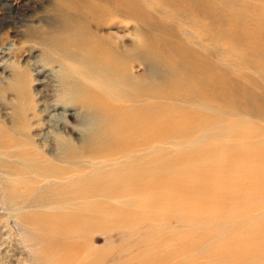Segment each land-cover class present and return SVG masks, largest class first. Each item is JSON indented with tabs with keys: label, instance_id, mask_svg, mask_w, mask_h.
<instances>
[{
	"label": "rangeland",
	"instance_id": "rangeland-1",
	"mask_svg": "<svg viewBox=\"0 0 264 264\" xmlns=\"http://www.w3.org/2000/svg\"><path fill=\"white\" fill-rule=\"evenodd\" d=\"M53 1L54 0H0V90H2L0 93L2 95L4 94V96H2L0 94V105H2V106H0V135H2V136H0V138L2 137L0 140V145H1L0 146V148H1L0 149V164L2 162V164L0 165V171L3 170V172H0V187H1L0 188V203H2V204H0V210H1L0 211V220H2V221H0V249H1V251H0V264H4V263L5 264H25V262L27 264H43V263L44 264H56V263H58V264H100V263L101 264H141V263L142 264H160V263L161 264H175V263L176 264H264V237H263L264 236L263 235L264 234V195H262V194H264V193H262V192H264V187H263L264 186V179H263L264 177H262V176H264V172L262 171L264 169V156H263L264 155V123H263L264 122V107L261 106L262 104L264 106V102H263L264 101V95L261 96V94H264V93H262V92H264V75H263L264 66L261 67V65H264V54H263L264 53V51H263V49H264V0H228L229 2L227 0H221V2H223V3L226 2L225 4H227V5H225V4L221 5L222 3L219 4L220 0H217V1L216 0H183V1L182 0H172V2H171V0H161V1H159V0H144V2H142L143 0H126L127 2H130L131 5L133 6V11L132 12L130 11L131 13H129V14L126 12L127 14H124V16L121 18V20L117 21L121 24L113 23L112 19L110 20V22L108 24L106 21L105 25H104V26H106V28L104 31L107 33H110V34L118 35L120 37V39L122 40V42L124 44V45L122 44V46H123V49H125V53L131 54V52L134 51L133 53H135L137 51L139 54H141L143 56L147 55L148 58L151 59V63H150V64H152L151 67H150V64H148V63L145 64V60L143 59V57H139L137 60L129 59V61H128L129 62L128 70H130L131 73L133 74V78L136 79L137 81L139 80L143 84H148V83L150 84V86L152 88L151 92H153V95H154L153 97L155 98V99H153V102L155 103V106H158V108H159V109H157V111H156L157 114L155 115V119L153 120L154 121L153 127H152L153 129L151 130V133H150L151 137H149V139H148V135L146 133V135H147L146 139H147V141H149V143H146L147 145L146 144L143 145L144 147L142 145L141 146L140 145L135 146V144H132V145H130V144L124 145L123 144L126 148L123 147V148H121L120 151L113 152V153H112V151H110V152H108L109 153L108 154L106 152H103V150L98 149V147L95 148L94 146H91L90 144L87 145V144L91 143L89 137L91 136V133L94 130H97L99 128L111 130L114 126L112 123H110L108 125L109 128H107L105 122H102L100 119H97L95 117L85 116L84 114H81L80 110H78L77 108H72V109H69L66 111L62 110L61 108L49 109L46 111L47 113L44 114V115H46L45 117H43L45 120L42 117L40 118V116L35 117V119L32 120L33 121L32 124L34 125V128L31 130V134H32L31 136H32L34 143L38 146L37 148L42 150L44 153H46V156L47 155L49 156L51 153H52L51 155H55L58 152H60V150H61L60 144L56 142V137H60L64 140L66 139L70 142L75 143V145H77L78 150H80L79 151V153H80L79 159H81V161L76 163V164L58 163L57 161H51L50 159H49L50 161H48V163H47L46 160L44 161V158L46 156L43 157L40 155H39V157H41V159H39L38 155L35 152L32 153V150L30 148H28L27 146H24L22 144V142L17 143V140L15 138H13V135H11V133L7 129L8 124H9L8 122H10V120H11V117H10L12 115L11 109L16 104L15 98L17 95L14 92V88H16L15 84H13V87L11 86L12 78H13V72L15 71V69L18 65H21V63L24 64V63L29 62V64H30L29 67H32L31 71L29 70V68L27 71L29 74V78H30L29 83L31 84L32 81H34L33 82L34 84L32 83L30 86V91L32 93H36L37 91H42V95L41 96H40V94L36 95L37 97H34V100L32 101L31 105H33L32 107L34 108L33 112L34 111L39 112L40 110H43L45 107V101H48V103H51V104L54 103L55 96H54L52 88L55 87L53 85H56V83H55V79L52 75L53 71H51L48 67H44L43 63L40 60H38V58H42V55H41L42 50L40 51L39 48L35 47V49H33L31 51V53H28L27 51H25L26 48H29L31 45L37 44L36 43L37 41L35 40V38H33L31 36V32H29L32 30V28L38 29L41 32L48 31L49 27L52 25H53L52 27L56 26V28H57L58 24L53 23L56 21V19L54 17H52L51 14L48 12V8L51 7L52 4H54ZM139 2L141 3V5H143V8ZM189 4H192L191 5L192 7ZM258 4L262 5V6H259ZM187 5H189V6H187ZM229 5H230V7H229ZM225 6H227V7H225ZM231 6H233V7H231ZM254 6H256V8H254ZM138 7L140 10L138 9ZM183 8H186L187 10H190L191 12L187 11L186 9H183ZM211 8L214 10H212ZM226 8H227V10H226ZM136 9H138L140 11V15H138L139 11ZM175 10L177 13L175 12ZM211 10L213 11V13ZM244 10H246L248 12H246ZM209 11H210V13H209ZM188 12L191 14H189ZM195 13H197L198 15H196ZM204 13H206V14H204ZM234 13H236V14H234ZM189 15H191V16H189ZM236 15L238 17L240 16L239 18H241V19H239ZM254 15H256V16H254ZM152 16H154V17H152ZM241 16H243V18ZM187 17H190V19L187 20L186 19ZM191 17H193L195 19L192 20ZM208 17L211 19L208 20L209 19ZM250 17H251V19H249ZM254 17H255V20H254ZM216 18H218V19L220 18L219 19L220 22H216V21H218V19H216ZM59 19L60 18H58V22L61 23V21ZM133 19H134V21H133ZM212 19H213V21H211ZM128 20L129 21L131 20V22L127 23ZM147 20H148V23H147ZM155 20L157 21V23H155L156 22ZM238 20H240L242 23L239 22ZM201 21H203V22H201ZM233 21L236 22V25H234ZM246 21H248V22H246ZM124 22H125V24H124ZM193 22H195V23H193ZM151 23L154 24V27H153V24H151ZM190 23H192V24H190ZM205 23H207V24H205ZM251 23H252V25H251ZM145 24L147 26H145ZM156 24L157 25L161 24V26H157ZM164 25H166V26H164ZM189 25H190V27H189ZM197 26L198 27L200 26V28H196ZM132 27H134V28L137 27L136 30L137 31L139 30L138 32L140 33V35H139L140 38L138 36L139 33ZM143 27L146 30L145 29L143 30ZM175 27H177L178 29H176ZM210 27H212V28H210ZM229 27L231 28L230 30L228 29ZM245 27L248 28V31H249L248 33H246L247 29ZM154 28H159V29H156V31H155ZM206 28L209 30H207ZM255 28H256V30H255ZM174 29H175V32H174ZM215 29H217L218 31ZM157 30H159V31H157ZM163 30H164V32H163ZM236 30H238V31H236ZM131 31H132V35H131ZM133 31L135 32V34L136 33H138V34L134 35ZM145 31L146 32L149 31L150 34L148 33V35H146L147 33ZM260 31H261V34H260ZM212 32H214V33L212 34ZM226 32H228V33H226ZM27 33L29 36L26 35ZM141 33H143V34L141 35ZM219 33H221L222 35ZM157 35H158V38H157ZM215 35H216V37H218V36H220V37L216 38V37H214ZM231 35H232V37H231ZM241 35H243V36H241ZM251 35H255V36H251ZM145 36H146V39L151 36V39H150L151 41L149 42V40L147 39L144 43ZM147 36H149V37H147ZM152 36H154V37L152 38ZM185 36H186V38H185ZM237 36L239 37L238 39H236ZM134 37H136V38H134ZM161 37H162V39H161ZM253 37H255V39H258V38L259 39L256 41ZM223 38H224V40H226V38H228V39H227V41H224ZM138 39H140V40L138 41ZM167 39H169V40H167ZM155 40L156 41L158 40L159 42L157 41L155 43ZM229 40H230V42H229ZM245 40L247 42H245ZM140 41H142L141 45L139 44ZM146 42H148V43L146 44ZM181 42H183V43H181ZM178 43H180V44H178ZM23 44H25V46H23ZM175 44H177V45H175ZM219 44H220V46H219ZM202 45H204V46H202ZM237 45H238V47L236 48ZM129 46H131V48L133 47V49H131ZM157 46L159 48L158 53H157ZM162 46L165 48L162 49ZM174 46L175 47L177 46V47L174 48ZM206 46H208V47H206ZM128 47H129V49H128ZM242 47H243V49H242ZM245 47H247V48H245ZM259 47H261V48H259ZM134 48H137L136 51ZM154 48H156V51ZM239 48H241V49H239ZM205 49H206V51H205ZM211 49H212V51H211ZM234 49H235V51H234ZM238 49H239V51H238ZM249 49H250V52L254 53L253 56L249 55V54H251L248 52ZM138 50H141V52ZM151 51L156 52V53H152ZM242 51H243V53H242ZM201 53H203V55H202L203 57L200 55ZM209 53L210 54L213 53L212 54L213 56L210 55ZM245 53H247V54H245ZM239 54H242V55L239 56ZM156 55H158L159 57ZM163 55L165 58L161 57ZM155 56H156V58H155ZM172 56H175L177 59L174 57L172 58ZM160 57L162 58V60ZM250 57H252V58H250ZM240 58H242V59L240 60ZM246 58H248V59H246ZM259 59L261 61H259ZM246 60L250 61V62H248L250 64L254 63L252 65H255V66L249 65L246 62ZM191 61H193V62L195 61V62L193 63ZM32 62L35 64L32 65ZM162 62L165 64H163ZM237 62H239V63H237ZM228 63H231V64H228ZM40 65H42V66H40ZM216 65H217V67H216ZM241 65L243 66V69H242ZM173 66H175V67H173ZM191 66H193L194 68ZM246 68H249V69L247 70ZM33 69H36L37 71H39L38 74H37V71H34ZM55 70H58V68L56 67ZM186 70H187V72H185ZM199 73H201L202 76ZM260 73H261V75H260ZM151 74H152V76H151ZM239 74H240V76H239ZM246 74H248L249 76ZM196 75H198V76H196ZM247 76H248V78H247ZM194 77H195V80H194V82H192L193 84H191V83L189 84V82H191L192 80L188 79V78L194 79ZM210 77H212V78H210ZM206 78H209V81ZM245 78H247V79H245ZM205 79H206V82H205ZM197 80H199V81H197ZM234 80H235V82H234ZM250 80H251V82H249ZM145 82H147V83H145ZM203 82L206 84H204ZM210 82L213 84H211ZM256 83H258V84H256ZM185 85L188 86L187 87L188 89L186 88ZM193 85L196 86V89L194 88ZM198 85L201 87H199ZM238 85L241 88L237 87ZM197 86L199 87V90H201V92H203V93H201L198 90ZM218 86H222L224 90H221L220 89L221 87H218ZM244 86H246V87H244ZM8 87H10V89L12 88L13 90L12 89L9 90ZM174 87H175V90L178 89V91L176 90V93L174 91ZM247 87H248V89L244 90V88H247ZM6 88H8V89H6ZM171 88H173L172 89L173 91H171ZM182 88H185V90ZM190 88H191V90H189ZM211 88H212V90H210ZM207 89H209V90H207ZM218 89H220L219 91L221 93H219V91H217ZM228 89H229V91H228ZM232 89H233L234 93H233V91H231ZM235 89H237V91H235ZM240 89H243L242 92H240L241 91ZM255 89L257 92L258 91L259 92L257 93L255 91L256 92L255 93L254 92ZM257 89H260V90H257ZM204 90H206L207 93H205ZM7 91H9V92H7ZM187 91H188V93H187ZM208 91H210V92H208ZM213 91H215V92L213 93ZM225 91H227V92L224 93ZM260 91H262L261 94H260ZM228 92L231 94L225 96L224 94H228ZM247 92H248V94H247ZM45 93H46V96L43 98V95H45ZM209 93L213 94V97H211L212 95L209 96L208 95ZM239 93L242 96L246 95L244 97L246 101L244 100L243 97L238 95ZM14 94H15V96H14ZM174 94H176V96H174ZM189 94H191L192 96H190ZM198 94H202L203 96L198 95ZM247 95H249L248 96L249 98L247 97ZM199 96H201V98ZM224 96L226 98H224ZM186 97L189 98V100ZM230 97H231L232 101H230L231 100ZM181 98H183L184 100ZM205 98L207 99L208 102L206 101ZM210 98L213 101H214L213 98H216V99L213 102L212 100L211 101L209 100ZM255 98H257L256 99L257 101H253ZM12 99H13V101H12ZM172 99H174V100H172ZM193 99H194V101H193ZM3 100H6V101H4V103H3ZM35 100L38 102H35ZM204 101H206V102H204ZM217 101L218 102L224 101L225 104H223L224 102L218 103ZM252 101L254 103H251ZM165 102H168V103H165ZM237 102L239 103V105ZM247 102H250L253 105H251ZM258 102L260 104H258ZM35 103H37V104H35ZM169 103H171V104H169ZM206 103H209V104L207 105ZM213 105H215V106H213ZM260 107H262V108H260ZM181 108H182V110H181ZM178 109H179V112H178ZM241 109H243L244 111ZM261 109H262V111H261ZM160 110H164L165 112H163V114H162L160 112ZM193 110L195 113L193 112ZM197 110L199 112H197ZM224 110H226V111H224ZM260 111L263 113H261ZM196 113L200 114V115H197ZM221 113H222V115H219ZM190 114H192V115H190ZM4 115H6V117ZM44 115H41V116H44ZM48 115L50 117H48ZM201 116L204 118L201 119L202 118ZM177 117H179V118H177ZM185 117H188V118L190 117V118L187 119ZM231 117H233V118H231ZM212 118L214 120H212ZM234 118H236L237 120H234ZM243 118H245L246 120ZM40 119L41 120L43 119V120L41 121ZM171 119H173V120H171ZM179 119H180V122H179ZM215 119H217V120L215 121ZM219 120H220V123H219ZM257 120H260V121L255 123ZM43 121H46V122H43ZM164 121L167 123H164ZM175 121H177V122H175ZM206 121L208 124L204 123ZM231 121H234V123H232ZM213 122H215L216 124ZM246 122H248V123H246ZM178 123H181V124H178ZM159 124H161V125H159ZM214 125L215 126L218 125V126L215 127ZM225 125H228V126L230 125L231 127L230 126L224 127ZM242 125H243V127H242ZM248 125H250V127ZM251 125H253V128ZM175 126H176V128H175ZM197 126H199V127L197 128ZM162 127H163V129H162ZM222 127H223V129H222ZM212 128H215V129L217 128V129H219V131L212 129ZM248 128H252V129H248ZM81 129H83V131H81ZM233 129H235V130H233ZM183 131H184V133H183ZM197 131H199V132H197ZM214 131H216V133ZM252 131H253V133L254 132L255 133L253 134ZM44 132H45V137H44ZM80 132L82 135L80 134ZM160 132L163 134L165 133V134L163 135ZM250 132L252 134H250ZM155 133H158V134H155ZM166 133H167V135H166ZM176 133H177V135H176ZM178 133H179V135H178ZM59 134H60V136H59ZM65 135H66V137H65ZM194 135L197 137H195ZM213 135H215L217 137H215ZM224 135L226 136L225 137L226 139L223 138ZM192 136H194V137H192ZM249 136L252 138L249 139L250 138ZM212 137H214V138H212ZM218 137H220L221 139ZM231 137H233V138H231ZM235 137H237V138H235ZM47 138L49 139V141ZM179 138H180V140H179ZM192 138H194V139H192ZM204 138H205V140L203 141ZM229 138H231L232 141H230ZM161 139L163 141L164 140L165 141L163 142ZM169 139L172 143H170ZM238 139H239V141H238ZM240 139H242V141ZM5 140L6 141L8 140V141L6 142ZM142 140H143V138H142ZM243 140L244 141L246 140L245 142H247V143H245ZM213 141L215 142V145L212 143ZM226 141H228L227 142L228 145H227ZM13 142L14 143L16 142V145ZM20 143H21V145H19ZM183 143H185L184 146L181 145ZM209 143H211V144H209ZM220 144L222 147H220ZM250 144H252V145H250ZM213 145H214V147H213ZM230 145L231 146L235 145V146L231 147ZM246 145H249L250 147H248ZM254 145L256 147H254ZM41 146H42V148H41ZM84 146L86 147L85 149H84ZM169 146H171V147H169ZM228 146H230V147H228ZM240 146H241L242 150L240 149ZM259 146H261V147H259ZM4 147H7L9 149L6 150L7 148H5V150H4ZM208 147H209V149H207ZM243 147H244V149H243ZM127 148H129V149H127ZM153 148L156 151H153L152 150ZM219 148L222 151H219L220 150ZM11 149H13V150H11ZM21 149H24V150L22 151ZM91 149H93V150H91ZM182 149L183 150L185 149V151H183ZM225 149L229 150V151L226 152ZM230 149H232L235 152H231L232 150H230ZM15 150H18V151L14 152ZM90 150H91V152L93 151L92 152L93 154L90 153ZM145 150H146V152H145ZM179 150L182 152L180 153ZM189 150H191V151H189ZM95 151H97V152H95ZM169 151H170V153L167 154ZM253 151H256L257 153H255ZM54 152H55V154H54ZM98 152H100V153H98ZM150 152L152 154H150ZM191 152H193V153H191ZM236 152L237 153L239 152L238 153L239 155ZM259 152H261V153H259ZM158 153L159 154L162 153V154L159 156ZM223 153H225V155H223ZM219 154H220V156H219ZM228 154H230V155H228ZM11 155H13V156L11 157ZM36 155H37V157H35ZM135 155H136V157H135ZM146 155H148V156H146ZM149 155H151V156H149ZM168 155H169V158H168ZM240 155H244V156L242 157ZM6 156H8V157H6ZM237 156H239V157H237ZM259 156H263V157H260L261 158L260 159ZM86 157H87V159H86ZM109 157L111 159H109ZM181 157H183L184 160ZM199 157L201 158V160ZM216 157L218 159H216ZM144 158H146V159H144ZM163 158H164V160H163ZM242 158H243V160H242ZM91 159H93V160L90 162ZM185 159H186V162H185ZM203 159H205V160H203ZM231 159H233V160H231ZM99 160H100V162H99ZM109 160L112 163L109 162ZM217 160H220V161H217ZM223 160H225L226 162H222ZM244 160L247 162H245ZM27 161H28V163H26ZM117 161H120V162H117ZM138 161H140V162H138ZM214 161H215V163H214ZM242 161H244V162H242ZM51 162H52V164H51ZM121 162H123L124 164L123 163L121 164ZM161 162H163V163H161ZM206 162L212 163V164H207ZM11 163L12 164L14 163L13 165H15V166H12ZM29 163H31V164H29ZM99 163H100V165H98ZM104 163L105 164L107 163L106 165L107 166L110 165V167H106V165ZM157 163H159V164H157ZM176 163H178V164L176 165ZM179 163H181V164H179ZM127 164L129 166H132L133 164L134 165H133V167H129ZM141 164H142V166L144 164H146L144 166L146 170H144V171L138 170V168L141 166ZM192 164H193V166H190ZM18 165H19V167H18ZM166 165H168V166L166 167ZM187 165H188V167H187ZM194 165H198V166H194ZM232 165L233 166L235 165V166L233 167ZM72 166H74V167H72ZM161 166H163L164 168ZM223 166L224 167L230 166V167H228V169H226L227 167L224 168ZM243 166H246V167H243ZM11 167H13V168H11ZM36 167H38V168H36ZM211 167H217V170H216V168H211ZM66 168H68V169H66ZM73 168H75L76 170ZM151 168H152V170H150ZM223 168L226 169V171ZM254 168H256V170ZM98 169H101V170H98ZM186 169H187V171H186ZM193 169H195L194 172H193ZM233 169H235V170H233ZM8 170L9 171L14 170V171L9 172ZM110 170L112 173L109 172ZM198 170H199V172H198ZM214 170H216L215 172H217V173L219 172V173L218 174L215 173ZM228 170H229V172H228ZM27 171H28V173H27ZM134 171H135V173H134ZM220 171L222 173H225L226 175L222 174ZM255 171L258 172L259 174L254 173ZM260 171L262 172L263 175L260 174L261 173ZM13 172L15 173L16 177H15ZM69 172H71V173H69ZM82 172H83V174L85 172L86 173L83 175ZM102 172H103V174H102ZM233 172H234V174L232 175L231 173H233ZM19 173H20V175H19ZM155 173H156V175H155ZM198 173H200L202 175H200ZM2 174H4V175H2ZM53 174H54V176H52ZM80 174H82V176H79ZM210 174L211 175L213 174V175L211 176ZM251 174L256 176V177L252 176ZM141 175H143V176H141ZM149 175H151V176H149ZM217 175H218V177H217ZM23 176H25V177L27 176V178H25ZM104 176H106V177H104ZM116 176H117V178H116ZM202 176H203V178H202ZM224 176L225 177L227 176V177L224 178ZM250 176H252V178H250ZM144 177H146V178H144ZM228 177H229L231 182H228L229 181V179H227ZM261 177H262V179H261ZM5 178H7V179L5 180ZM35 178H37V179H35ZM115 178L117 180H119V183L116 185L113 183V181H114L113 179H115ZM121 178L123 180H121ZM149 178H150V180H149ZM190 178H193V179H190ZM210 178H211V180H209ZM231 178H233V179L231 180ZM46 179H47V181H46ZM183 179H184V181H182ZM195 179H198V181ZM224 179H225V181H224ZM258 179H259V181H258ZM34 180H37V181H34ZM178 180H180V181H178ZM218 180H220V181H218ZM237 180H239V181H237ZM253 180L256 182L258 181V182L256 183ZM172 181L176 182V183H172ZM187 181H188V184H187ZM200 181L203 182V183H201L203 185L200 184ZM235 181L238 183H236ZM244 181H245V183H244ZM28 182H29V184H28ZM37 182L40 184L38 185ZM42 182H44L45 184ZM123 182L124 183L127 182L125 185L126 186L128 185V186L126 187L125 185H123ZM136 182H138V183H136ZM163 182L166 183V185H164ZM169 182H170V184H169ZM239 182H240V184H239ZM261 182L263 183L262 188H261V185H262ZM23 183H24V185H23ZM144 183H146V184H144ZM181 183H183L182 185L184 187L181 185ZM260 183H261V185H260ZM67 184H69V185H67ZM129 184H132V185L129 186ZM134 184L136 185V187ZM142 184H144L145 187ZM160 184H161V186H160ZM189 184H190V186H189ZM225 184L227 187L225 186ZM230 184H232L233 186ZM251 184H254V185H251ZM7 185H11L12 188H10V186H9V189L12 193L9 191L8 188H6ZM32 185H34V186L31 187ZM120 185H121V187H120ZM156 185H159V187ZM195 185H196V187H195ZM228 185H229V187H228ZM235 185H236V187H235ZM237 185L238 186L240 185V186L237 187ZM4 186H6V187H4ZM24 186H25V188H27L26 186H28L29 191L26 190L24 188ZM137 186H138V188H137ZM18 187H20V189ZM55 187H57V188H55ZM149 187H150V189H148ZM167 187H168V190H167ZM205 187L207 189H205ZM179 188H180V190H179ZM257 188H260V189H257ZM22 189H24V192ZM34 189L38 190L37 193H36V190H34ZM131 189H132V191H131ZM139 189H142V190H139ZM231 189H232V191H231ZM239 189L241 190V192L239 191ZM254 189H256V190H254ZM106 190H108L109 192ZM1 191H3V192H1ZM32 191L33 192L35 191V192L33 193ZM50 191H52V192H50ZM101 191H103V192H101ZM113 191H115V193ZM171 191H173V192H171ZM13 192L15 193L16 198L13 197L14 196ZM133 192L135 195L133 194ZM201 192H204V193L202 194ZM101 193H102V196H101ZM116 193L119 196H120V194L123 193L122 195L126 196V197H123L124 200H122L123 199V198H121L122 196L119 197V196H117ZM129 193H131V194H129ZM197 193L199 195H196ZM136 194H138V195H136ZM194 194H195V197H194ZM257 194L261 195V196L258 197ZM91 195H97L96 197H98V199H99L98 195H100L101 201L96 202V201H91V200L87 199ZM110 196H115V197H119V198L115 199V197H114V201H112L113 198H109ZM180 196H182V197L186 196V197L180 198ZM190 196L191 197L193 196V197L191 198ZM199 196H200L201 200H198L199 198H196ZM231 196H233V198ZM172 197L173 198L176 197L177 199H175V200H177V201H175L174 199H171ZM229 197H231V198H229ZM10 198H11V200H10ZM18 198H20V199H18ZM33 198L37 199L38 202L34 201ZM39 198L42 200H40ZM136 198L138 199V201H136L137 200ZM193 198H195L196 200H194ZM234 198H236V199H234ZM192 199H193V201H192ZM204 199H205V201H204ZM220 199L222 201H220ZM226 199H227V201H225ZM9 200L11 201V203ZM16 200H18V201H16ZM229 200L232 202L230 203ZM20 201H22V202H20ZM39 201H41V202H39ZM157 201L160 202V204ZM69 202H71V203H69ZM104 202L106 204H103ZM162 202H163V204L164 203H167L168 205L171 204V206L170 205L167 206L166 204H165V206H163V204H161ZM219 202H220V204H219ZM21 203H24L23 205H26V204L27 205L23 206ZM122 203H124L127 206H125ZM143 203H144V205H142ZM152 203H155L156 207L154 206V204L151 205ZM11 204H12V206H11ZM75 204H77V205H75ZM156 204L157 205L159 204L160 207L163 206V208H160ZM188 204H190V205H188ZM105 205H107V207H105L106 208L105 210L108 209V211H104ZM149 205H151V207ZM222 205L224 207H221ZM27 206H29V207L27 208ZM121 206H122V209L127 207L126 210L125 209L124 210L119 209V207H121ZM132 206H134L135 208L134 207L132 208ZM55 207H57V208H55ZM157 207H159V208L156 209ZM244 207H246V208H244ZM247 207H248V209H247ZM97 208H99V209H97ZM111 208H113V209H111ZM116 208L119 210H117ZM150 208L156 209V210H151ZM175 208H178L177 209L178 213H176V215H174L175 214L174 212H176ZM2 209H4V210H2ZM144 209L146 210V212H145L146 214H144V212H143ZM161 209H163L164 212L166 214H169V215L166 216L165 213L163 212V210H161ZM170 209H172L173 212ZM22 210H23V212H22ZM109 210L111 212H109ZM132 210H133V213L131 215H129L132 212ZM134 210H135L137 215H135ZM167 210L169 212H167ZM71 211H73V212H71ZM118 211H119V213L121 212L122 217H120V214L118 213ZM122 211H124L125 214ZM127 211H129V212H127ZM150 211H153V212L156 211L157 213H159V215L156 212H154L155 213L154 214L155 216H154L153 212H150ZM160 211H162V212H160ZM213 211H214V213H213ZM1 212H3V213H1ZM27 212L29 214H31V217H33V218H30V220L27 217L29 215L25 214ZM33 212H34V214H32ZM74 212H76V213H74ZM96 212L98 213V215L99 214L101 215L105 212L104 213L105 216L101 215V219H98V218H100V216H98L96 214ZM112 212H114L115 214ZM147 212H148V214H147ZM182 212H184V213H182ZM63 213H64V215H63ZM139 213L144 214V216L142 214H141V216H143V217L139 216L140 215ZM150 213H152V214H150ZM179 213L180 214L182 213L184 215H180ZM201 213H203L202 215H204V216H201ZM1 214H2V216H1ZM17 214H19L20 216ZM38 214H39V216L41 215V218L38 216ZM108 214H109V216H108ZM117 214H119V215H117ZM221 214H222V216H221ZM241 214H244V215L241 216ZM33 215L35 216V218ZM147 215H149V217H151L153 220H156L158 218V216H159V219L154 221L156 223H153L152 221H150V220H152L151 218H148V219H150L149 221L147 219L143 220L142 218H144ZM171 215H174V216L170 217ZM177 215L178 216L180 215L181 217H178ZM191 215H192V217H191ZM17 216L20 218H18ZM43 216L46 219H43L42 218ZM111 216H113V217H111ZM117 216H119V217H117ZM132 216H133V218H132ZM136 216H139V217L135 219ZM257 216L260 218H262L261 216H263V218L259 219ZM74 217H76V219ZM94 217H95V220L98 222H100V220L104 224L107 222L106 225L101 224V222L100 223H97V222L91 223L94 220ZM110 217L112 218V220H114V221L116 220V222H113L115 225L111 224V218ZM124 217H125V219H124ZM154 217H156V218H154ZM83 218H85V219H83ZM129 218H131L130 224L132 223L134 225L129 224ZM5 219H6V222L4 221ZM18 219H20V220H18ZM103 219H105V221ZM122 219L124 220V222L125 221H126V223L128 222L127 223L128 225L124 224V222H122L123 224L121 223L120 224L121 226H120L119 222H121ZM137 219H140V221L138 220L140 223L138 221H137V223H135ZM32 220H34V221H32ZM35 220L37 222H40V225L36 226L35 224L37 222ZM133 220H135V221H133ZM145 220H147V222ZM16 221L20 222L22 224H20V223L17 224ZM48 221H50V222H48ZM80 221H82L83 223ZM249 221H252V222H250V225H249ZM253 221L257 222V223H254ZM259 221H261V222H259ZM52 222H54V223H52ZM11 223H12V225H11ZM23 223H24V225H23ZM26 223H29V226ZM41 223H42V225H41ZM49 223H52L53 225L55 223L59 224L57 226L59 228L60 227L63 228V230H61V229L60 230H61V234L65 237L62 236L60 238L57 235L60 232L59 228H57L56 225L53 226L52 224H49ZM77 223H82V224L76 225ZM158 223H159V225H156V226L153 225V224H158ZM60 224H62V225H60ZM108 224H110V226L112 225L109 229L107 227V226H109ZM33 225H35L36 227ZM43 225L44 226L48 225V226L44 227ZM81 225H82V227H81ZM91 225L94 228L93 227L90 228ZM95 225L97 227L101 225V227L97 228ZM252 225H254V226L251 227ZM21 226L22 227L24 226L25 228L24 227L22 228ZM40 226H41V229H40ZM55 226H56V228H55ZM85 226H86V228L89 227L88 231L85 228ZM104 226H105V228H104ZM117 226L120 228H117ZM200 226H202V227H200ZM261 226H263V227H261ZM27 227H30V228L32 227L33 230L31 229L32 230L31 231ZM49 227L50 228L52 227L51 228L52 230ZM70 227H71V229H70ZM78 227H80V228H78ZM123 227H124V229H123ZM66 228H68V230ZM82 228L85 230V232ZM100 228H102V230ZM246 228H247V230H246ZM262 228H263V230H262ZM26 229H28V230H26ZM46 229H47V231H49V233L45 232ZM65 229H66V231H65ZM72 229H75V230L78 229L79 231L82 230L83 231L82 235L79 234L80 233L79 231H78L79 233L75 230H74L75 232H72L73 231ZM167 229H170V230L167 231ZM96 230L98 232L100 231L99 234L97 233ZM107 230H108V232H107ZM251 230H253V231H251ZM30 231H31V233H30ZM62 231H65V232L63 233ZM155 231L158 232V234L157 233L155 234ZM21 232H23V233H21ZM26 232H28V233H26ZM51 232H52V234H50ZM220 232H223V233H220ZM17 233H19V234H17ZM25 233H26V235H25ZM54 233H57V234H54ZM69 233H71L72 235L74 234V236L73 237L69 236V235H71ZM91 233L93 234V236H91L92 235ZM150 233L152 235L155 234V235H153L155 238ZM255 233H257V234L255 235ZM33 234L36 235V237H33L34 236ZM37 234L39 236V239L37 238L38 237ZM89 234H91V235H89ZM94 234H96V235H94ZM100 234H102V235H100ZM162 234L164 236H161ZM209 234L211 236L212 235L213 236L211 237V236H209ZM31 235H32L33 239L31 238ZM59 235H60V233H59ZM149 235H151L150 237H153V239H151L149 237ZM183 235L185 236V238ZM188 235H190V236H188ZM21 236H23V237H21ZM26 236L28 237V239ZM44 236L46 238H44ZM140 236H141V239H140ZM159 236H161V237H159ZM127 237L128 238L130 237V238L128 239ZM228 237H230V238H228ZM21 238H23V239H21ZM30 238H31V240H33L32 242H30L31 241V240H29ZM35 238H37V239H35ZM48 238L51 241H52V239H54L56 243L52 242L53 243L52 244L49 241L47 242ZM64 238H67V239H64ZM237 238H239V239H237ZM60 239H62V241ZM183 239H185V240H183ZM195 239H196L198 246L195 244L196 243ZM197 239H200V242H199V240L197 241ZM121 240H123L125 243ZM38 241H40L42 244ZM70 241H72V242H70ZM78 241H81V242H78ZM112 241H113V244L109 243ZM179 241H181V242H179ZM61 242L62 243L64 242L65 245L64 244L62 245ZM73 242H75V243H73ZM83 242H84V244H83ZM119 242H121V243H119ZM27 243H29V244H27ZM47 243L49 245H46ZM76 243L78 244V246ZM90 243L93 246L89 245ZM168 243H172V244L168 245ZM189 243H192V245ZM206 243H208V244H206ZM50 244H51V246H50ZM74 244H76V245H74ZM86 244L88 246H91V247H87ZM184 244H186V245L184 246ZM187 244H189V245H187ZM203 244H205V246ZM215 244H216V246H214ZM217 244L219 245V247ZM58 245L59 246L61 245V248ZM154 245H155V247H154ZM160 245H162L163 247ZM175 245H177V246L175 247ZM44 246H45V248H44ZM52 246H53V248H52ZM64 246H65V249H64ZM79 246H82V247L80 248ZM85 246H86V248L84 249ZM211 246H214V248H212ZM30 247H31V249H30ZM96 247H97V250L94 249ZM112 247H114V248H112ZM193 247H194V250H193ZM40 248L42 249V251ZM87 248H89L90 251L94 250L93 252H91L92 255H90V251L89 252L87 251V250H89ZM184 248H186L187 250ZM220 248L222 251L220 250ZM59 249H61V251L64 250L65 252L64 251L61 252ZM69 249H71V251ZM188 249L190 251L193 250V252L190 253V251ZM210 249H212V250H210ZM19 250H21V251H19ZM95 250H96V252H95ZM180 250L183 252H181ZM207 250H209V251H207ZM233 250H234V252H233ZM24 251L26 254L24 253ZM39 251H41V252H39ZM69 251L71 253H69ZM106 251H107V253H105ZM30 252H31V254H30ZM37 252H38V254H37ZM164 252H165V255H164ZM187 252H188V254H187ZM196 252H198V253H196ZM201 252H202V254H201ZM236 252L239 254H237ZM58 253L60 255L62 253V255L59 256ZM67 253H69V254H67ZM87 253L89 256H87V255L85 256V254H87ZM103 253H104V255L105 254L106 255L105 256L102 255ZM178 253H180V254H178ZM182 253L183 254L186 253V254L183 255ZM72 254H74V255H72ZM82 254H83V256H82ZM96 254H98V255H96ZM26 255L29 257H27ZM32 255H35V256H32ZM158 255H160L162 258L159 259L160 256H158ZM178 255H180L181 258H180V256L178 257ZM193 255L196 257H194ZM42 256H43V258H42ZM50 256H52L53 258ZM55 256H58L60 259L58 257L55 258ZM163 256L166 257L167 259L164 258ZM188 256H189V258H188ZM26 257L29 259H27ZM75 257H76V259H75ZM81 257H82V259L79 261V259ZM83 257H87L89 259L87 260V258H83ZM170 257H172V258H170ZM192 257L195 259H193ZM72 258H74V259H72ZM137 258L138 259L141 258V259L137 260ZM142 259H144V260H142ZM152 259H153V261H152ZM170 259H171V263H170V261H169V263H167V261ZM8 260H9V262H8ZM16 260H18V261H16ZM32 260H34V261H32ZM75 260H77V263L75 262ZM183 260H184V262H183ZM186 261H190V262H186Z\"/></svg>",
	"mask_w": 264,
	"mask_h": 264
},
{
	"label": "bare ground",
	"instance_id": "bare-ground-1",
	"mask_svg": "<svg viewBox=\"0 0 264 264\" xmlns=\"http://www.w3.org/2000/svg\"><path fill=\"white\" fill-rule=\"evenodd\" d=\"M159 1H161V0H159ZM183 1V0H182ZM217 1V0H216ZM228 1V0H227ZM54 2V4H52V6L51 7H49L48 8V12L51 14V16L52 17H54L55 19H56V21L55 22H53V23H57L58 25H57V28H56V26H54V27H52V26H50L49 27V30L48 31H43V32H41L40 30H38V29H34V28H32V30L31 31H29V32H31V36L33 37V38H35V40L37 41L36 43L37 44H33V45H31L29 48H26V50L25 51H27L28 53H31V51L33 50V49H35V47L36 48H39L40 49V51L42 52L41 53V55H42V58H38V60H40L42 63H43V66L44 67H48L51 71H53L52 72V75H53V77H54V79H55V83H56V85H53V86H55L54 88H52L53 89V93H54V96H55V100H54V103L53 104H51V103H48V101H45V107H44V109L43 110H40L39 112H37V111H34L33 112V110H34V108L32 107L33 105H31L32 104V101L34 100V97H37L36 95H38V94H40V96L42 95V91H37L36 93H32L31 91H30V86H31V84L34 82V81H32V83L30 84L29 82V80H30V78H29V74H28V68H29V70L31 71V69H32V67H29L30 66V64H29V62L28 63H24V64H22L21 63V65H16L17 67H16V69H15V71L13 72V78H12V83H11V86L13 87V84H15V87L16 88H14V92L17 94L16 95V104L13 106V108L11 109L12 110V115L10 116L11 117V120H10V122H8L9 124H8V127H7V129H8V131L11 133V135H13V138H15L16 140H17V143L18 142H22V144L24 145V146H27L28 148H30L31 150H32V153L33 152H35L37 155H38V157H39V155L40 156H43V157H45L46 156V153H44L42 150H40V149H38L37 147V145L34 143V141H33V139H32V134H31V130L34 128V125L32 124L33 123V119H35V117H39L40 116V118L42 117H45L46 115H44L45 113H47L46 111L47 110H49V109H55V108H61L62 110H69V109H72V108H77L78 110H80V113L81 114H84L85 116H90V117H95V118H97V119H100L102 122H105L106 123V126H107V128H109L108 127V125L110 124V123H112L114 126H113V128L111 129V130H106V129H101V128H99V129H97V130H94L92 133H91V136L89 137L90 138V142L91 143H88L87 141V145H91V146H94L95 148H97L98 147V149H100V150H103V152H106V153H108V152H110V151H112V153L113 152H118V151H120L121 150V148H123V147H125L124 145H128V144H130V145H132V144H135V146H138V145H145L146 143H149V141H147V135H148V139H149V137H151L150 136V133H151V130L153 129L152 127H153V123H154V119H155V115L157 114V109H159L158 108V106H155V103L153 102V99H155L153 96V92H151V86H150V84L148 83V84H143L142 82H140L139 80L137 81L136 79H134L133 78V74L131 73V71L130 70H128V64H129V59H135V60H137L139 57H143V59L145 60V64H150L151 63V59L150 58H148V56L146 55V56H143V55H141V54H139L137 51H136V49L137 48H134L135 49V53H133V52H131V54L130 53H125V49H123V46H122V44H123V42H122V40L120 39V37L118 36V35H114V34H110V33H107V32H105L104 30H105V28H106V26H104L105 25V22L107 21V24L110 22V20L112 19L113 20V23H119V22H117L118 20H121V18L124 16V14H129V13H131L132 11H133V6L131 5V3L130 2H127L126 0H54L53 1ZM141 2V1H140ZM139 2V3H140ZM142 2H144V0L142 1ZM141 2V3H142ZM151 2V1H150ZM171 2H172V0H171ZM174 2V1H173ZM190 2V1H189ZM220 3L219 4H221V5H223V4H225L226 2H221V0L219 1ZM229 2V1H228ZM138 3V4H139ZM141 3H140V5H141ZM199 3V2H198ZM214 3V2H213ZM137 4V5H138ZM145 4V3H144ZM151 4V3H150ZM155 4V3H154ZM171 4V3H170ZM218 4V5H219ZM252 4V3H251ZM250 4V5H251ZM152 5V4H151ZM190 6L192 5V4H189ZM189 5H187V6H189ZM225 5H227V4H225ZM259 5V4H258ZM142 6V8H143V5H141ZM164 6V5H163ZM170 6V5H169ZM175 6V5H174ZM186 6V7H187ZM196 6V5H195ZM247 6V5H246ZM259 6H262V5H259ZM151 7V6H150ZM192 7V6H191ZM190 7V8H191ZM225 7H227V6H225ZM224 7V8H225ZM229 7H230V5H229ZM231 7H233V6H231ZM235 7V6H234ZM240 7V6H239ZM258 7V6H257ZM145 8V7H144ZM152 8V7H151ZM254 8H256V6H254ZM138 9H139V7H138ZM138 9H136V10H138ZM159 9V8H158ZM183 9H186V8H183ZM182 9V10H183ZM204 9V8H203ZM212 9V8H211ZM140 10V9H139ZM138 10V11H139ZM151 10V9H150ZM154 10V9H153ZM173 10V9H172ZM181 10V9H180ZM187 10V9H186ZM185 10V11H186ZM212 10H214V9H212ZM211 10V11H212ZM226 10H227V8H226ZM258 10V9H257ZM131 11V12H130ZM159 11V10H158ZM178 11V10H177ZM187 11H190V10H187ZM207 11V10H206ZM222 11V10H221ZM244 11H246V10H244ZM252 11V10H251ZM127 12V13H126ZM145 12V11H144ZM175 12H176V10H175ZM191 12V11H190ZM193 12V11H192ZM246 12H248V11H246ZM139 14L138 15H140V11L138 12ZM177 13V12H176ZM189 13V12H188ZM194 13V12H193ZM209 13H210V11H209ZM212 13H213V11H212ZM211 13V14H212ZM187 14V13H186ZM189 14H191V13H189ZM196 15H198L197 13H195ZM194 14V15H195ZM204 14H206V13H204ZM203 14V15H204ZM227 14V13H226ZM234 14H236V13H234ZM239 14V13H238ZM254 14V13H253ZM132 15V14H131ZM146 15V14H145ZM133 16V15H132ZM137 16V15H136ZM180 16V15H179ZM189 16H191V15H189ZM226 16V15H225ZM237 16V15H236ZM248 16V15H247ZM254 16H256V15H254ZM138 17V16H137ZM152 17H154V16H152ZM162 17V16H161ZM183 17V16H182ZM185 17V16H184ZM194 17V16H193ZM193 17H191L192 18V20L193 19H195V18H193ZM220 17V16H219ZM223 17V16H222ZM233 17V16H232ZM238 17V16H237ZM240 17V16H239ZM238 17V18H239ZM242 18H243V16H241ZM58 18H60L59 20L61 21V23H59L58 22ZM142 18V17H141ZM167 18V17H166ZM180 18V17H179ZM209 18V17H208ZM207 18V19H208ZM140 19V18H139ZM155 19V18H154ZM181 19V18H180ZM187 20L188 19H190V17H187L186 18ZM185 19V20H186ZM204 19V18H203ZM211 18H209L208 20H210ZM216 19H218V18H216ZM220 19V18H219ZM219 19H218V21H216V22H220L219 21ZM236 19V18H235ZM239 19H241V18H239ZM249 19H251V17L249 18ZM248 19V20H249ZM253 19V18H252ZM116 20V21H115ZM144 20V19H143ZM159 20V19H158ZM168 20V19H167ZM178 20V19H177ZM176 20V21H177ZM184 20V21H185ZM198 20V19H197ZM244 20V19H243ZM242 20V21H243ZM254 20H255V17H254ZM133 21H134V19H133ZM142 21V20H141ZM156 21V20H155ZM162 21V20H161ZM195 21V20H194ZM211 21H213V19L211 20ZM239 22H241L240 20H238ZM245 21V20H244ZM131 22V20L129 21L128 20V22L127 23H130ZM178 22V21H177ZM188 22V21H187ZM201 22H203V21H201ZM222 22V21H221ZM234 22V21H233ZM246 22H248V21H246ZM255 22V21H254ZM260 22V21H259ZM145 23V22H144ZM147 23H148V20H147ZM154 23V22H153ZM153 23H151V24H153ZM155 23H157V21L155 22ZM193 23H195V22H193ZM242 23V22H241ZM119 24H121V23H119ZM124 24H125V22H124ZM159 24V23H158ZM162 24V23H161ZM161 24L160 25H157V26H161ZM190 24H192V23H190ZM205 24H207V23H205ZM209 24V23H208ZM110 25V24H109ZM132 25V24H131ZM224 25V24H223ZM222 25V26H223ZM234 25H236V22H234ZM245 25V24H244ZM248 25V24H247ZM251 25H252V23H251ZM108 26V25H107ZM124 26V25H123ZM135 26V25H134ZM145 26H147L146 24H145ZM163 26V25H162ZM164 26H166V25H164ZM201 26V25H200ZM200 26L198 27H196V28H200ZM221 26V27H222ZM254 26V25H253ZM261 26V25H260ZM113 27V26H112ZM125 27V26H124ZM138 27V26H137ZM136 27V28H137ZM151 27V26H150ZM149 27V28H150ZM153 27H154V24H153ZM186 27V26H185ZM189 27H190V25H189ZM236 27V26H235ZM249 27V26H248ZM251 27V26H250ZM256 27V26H255ZM263 27V26H262ZM132 28H134V27H132ZM136 28H134L135 30H136ZM161 28V27H160ZM176 29H178L177 27H175ZM204 28V27H203ZM210 28H212V27H210ZM220 28V27H219ZM246 28V27H245ZM252 28V27H251ZM145 28L143 27V30H144ZM155 29V31H156V29H159V28H154ZM153 29V30H154ZM195 29V28H194ZM193 29V30H194ZM207 29V28H206ZM229 30L231 29L230 27L228 28ZM247 29V32L246 33H248L249 31H248V28H246ZM245 29V30H246ZM263 29V28H262ZM108 30V29H107ZM133 30V29H132ZM134 30V31H135ZM146 30V29H145ZM152 30V29H151ZM207 30H209V29H207ZM206 30V31H207ZM215 30H217V29H215ZM255 30H256V28H255ZM133 31V32H134ZM137 31V30H136ZM139 31V30H138ZM137 31V32H138ZM142 31V30H141ZM150 31V30H149ZM149 31L148 32H146L147 34L146 35H148V33H149ZM157 31H159V30H157ZM186 31V30H185ZM218 31V30H217ZM227 31V30H226ZM232 31V30H231ZM234 31V30H233ZM236 31H238V30H236ZM252 31V30H251ZM109 32V31H108ZM163 32H164V30H163ZM174 32H175V29H174ZM222 32V31H221ZM245 32V31H244ZM243 32V33H244ZM139 33V32H138ZM138 33H136V34H138ZM158 33V32H157ZM178 33V32H177ZM214 32H212V34H213ZM226 33H228V32H226ZM225 33V34H226ZM245 33V34H246ZM134 35H136L135 34V32L133 33ZM143 33H141V35H142ZM145 34V33H144ZM150 34V33H149ZM179 34V33H178ZM177 34V35H178ZM219 34H221V33H219ZM230 34V33H229ZM234 34V33H233ZM236 34V33H235ZM254 34V33H253ZM259 34V33H258ZM260 34H261V31H260ZM259 34V35H260ZM4 35V34H3ZM26 35H28V33L26 34ZM131 35H132V31H131ZM140 35V33L138 34V36ZM167 35V34H166ZM198 35V34H197ZM210 35V34H209ZM208 35V36H209ZM222 35V34H221ZM29 36V35H28ZM183 36V35H182ZM199 36V35H198ZM212 36V35H211ZM241 36H243V35H241ZM251 36H255V35H251ZM257 36V35H256ZM133 37V36H132ZM147 37H149V36H147ZM154 36H152V38H153ZM156 37V36H155ZM202 37V36H201ZM214 37H216V35L214 36ZM218 37H220V36H218ZM218 37H216V38H218ZM231 37H232V35H231ZM260 37V36H259ZM134 38H136V37H134ZM139 38H140V36H139ZM157 38H158V35H157ZM170 38V37H169ZM185 38H186V36H185ZM198 38V37H197ZM222 38V37H221ZM239 37L237 36V38L236 39H238ZM254 39H255V37H253ZM143 39V38H142ZM145 39V40H144ZM143 40H144V43H145V41L148 39L149 40V42L151 41L150 39H151V36L149 37V38H147L146 39V36H145V38H144ZM161 39H162V37H161ZM192 39V38H191ZM220 39V38H219ZM227 39L228 38H226V40H224V38H223V40L224 41H227ZM230 39V38H229ZM253 39V40H254ZM259 39V38H258ZM258 39H255L256 41L258 40ZM136 40V39H135ZM140 39H138V41H139ZM142 40V41H143ZM160 40V39H159ZM167 40H169V39H167ZM190 40V39H189ZM247 40V39H246ZM245 40V42H247ZM134 41V40H133ZM132 41V42H133ZM142 41H140L139 42V44L141 45V42ZM158 41V40H157ZM156 40H155V43L157 42ZM173 41V40H172ZM194 41V40H193ZM255 41V42H256ZM35 42V41H34ZM153 42V41H152ZM159 42V41H158ZM163 42V41H162ZM189 42V41H188ZM216 42V41H215ZM229 42H230V40H229ZM137 43V42H136ZM148 42H146V44H147ZM181 43H183V42H181ZM204 43V42H203ZM202 43V44H203ZM252 43V42H251ZM250 43V44H251ZM152 44V43H151ZM162 44V43H161ZM178 44H180V43H178ZM234 44V43H233ZM256 44V43H255ZM258 44V43H257ZM261 44V43H260ZM124 45V44H123ZM144 45V44H143ZM142 45V46H143ZM155 45V44H154ZM160 45V44H159ZM166 45V44H165ZM175 45H177V44H175ZM224 45V44H223ZM227 45V44H226ZM236 45V44H235ZM23 46H25V44H23ZM22 46V47H23ZM133 46V45H132ZM161 46V45H160ZM202 46H204V45H202ZM219 46H220V44H219ZM231 46V45H230ZM234 46V45H233ZM130 48H131V46H129ZM129 47H128V49H129ZM134 47V46H133ZM133 47L131 48V49H133ZM141 47V46H140ZM156 47V46H155ZM177 47V46H176ZM175 46H174V48H176ZM206 47H208V46H206ZM227 47V46H226ZM235 47V46H234ZM238 47V45L236 46V48ZM127 48V47H126ZM152 48V47H151ZM163 48H165V47H163L162 46V49ZM196 48V47H195ZM245 48H247V47H245ZM259 48H261V47H259ZM142 49V48H141ZM155 49V51H156V48H154ZM158 46H157V53L159 52L158 51ZM193 49V48H192ZM204 49V48H203ZM239 49H241V48H239ZM239 49H238V51H239ZM242 49H243V47H242ZM138 51H140L141 52V50H138ZM205 51H206V49H205ZM211 51H212V49H211ZM234 51H235V49H234ZM263 51H264V49H263ZM152 52V51H151ZM241 52V51H240ZM239 52V53H240ZM249 53H251V54H249V55H251V56H253V54L254 53H252V52H250V49H249V51H248ZM152 53H156V52H152ZM169 53V52H168ZM167 53V54H168ZM197 53V52H196ZM195 53V54H196ZM242 53H243V51H242ZM163 54V53H162ZM171 54V53H170ZM179 54V53H178ZM210 54V53H209ZM213 54V53H212ZM212 54H210V55H212ZM245 54H247V53H245ZM259 54V53H258ZM264 54V53H263ZM155 55V54H154ZM201 56L203 55V53H201L200 54ZM240 55H242V54H239V56ZM156 56H158V55H156ZM156 56H155V58H156ZM213 56V55H212ZM263 56V55H262ZM150 57V56H149ZM159 57V56H158ZM161 57H164V55L163 56H161ZM160 57V58H161ZM176 58L175 56H172V58ZM203 57V56H202ZM244 57V56H243ZM165 58V57H164ZM171 58V57H170ZM211 58V57H210ZM250 58H252V57H250ZM177 59V58H176ZM175 59V60H176ZM194 59V58H193ZM242 58H240V60H241ZM246 59H248V58H246ZM28 60V59H27ZM161 60H162V58H161ZM168 60V59H167ZM166 60V61H167ZM205 60V59H204ZM256 60V59H255ZM142 61V60H141ZM140 61V62H141ZM147 61V62H146ZM153 61V60H152ZM164 61V60H163ZM259 61H261L260 59H259ZM143 62V61H142ZM141 62V63H142ZM161 62V61H160ZM191 62H193V61H191ZM195 62V61H194ZM193 62V63H194ZM213 62V61H212ZM246 62L248 63V62H250V61H247L246 60ZM253 62V61H252ZM144 63V62H143ZM163 63V62H162ZM168 63V62H167ZM166 63V64H167ZM197 63V62H196ZM237 63H239V62H237ZM241 63V62H240ZM244 63V62H243ZM35 63H33L32 62V65H34ZM163 64H165V63H163ZM175 64V63H174ZM177 64V63H176ZM187 64V63H186ZM198 64V63H197ZM214 64V63H213ZM227 64V63H226ZM228 64H231V63H228ZM249 65H252V64H254V63H252V64H250V63H248ZM256 64V63H255ZM262 64V63H261ZM37 65V64H36ZM35 65V66H36ZM168 65V64H167ZM40 66H42V65H40ZM152 66V64H150V67ZM154 66V65H153ZM159 66V65H158ZM176 66V65H175ZM175 66H173V67H175ZM180 66V65H179ZM185 66V65H184ZM237 66V65H236ZM242 66V65H241ZM245 66V65H244ZM252 66H255V65H252ZM262 66H264V65H261V67ZM34 67V66H33ZM58 68V70H55V68ZM135 67V66H134ZM156 67V66H155ZM154 67V68H155ZM178 67V66H177ZM188 67V66H187ZM186 67V68H187ZM191 67H193V66H191ZM216 67H217V65H216ZM35 68V67H34ZM43 68V67H42ZM194 68V67H193ZM205 68V67H204ZM134 69V68H133ZM151 69V68H150ZM149 69V70H150ZM156 69V68H155ZM185 69V68H184ZM214 69V68H213ZM226 69V68H225ZM242 69H243V66H242ZM247 70L249 69V68H246ZM34 71H37L36 69H33ZM193 70V69H192ZM236 70V69H235ZM140 71V70H139ZM151 71V70H150ZM158 71V70H157ZM189 71V70H188ZM208 71V70H207ZM238 71V70H237ZM244 71V70H243ZM38 72L39 71H37V74H38ZM185 72H187V70L185 71ZM184 72V73H185ZM151 73V72H150ZM173 73V72H172ZM202 73V72H201ZM201 73H199L200 75H201ZM213 73V72H212ZM255 73V72H254ZM198 74V73H197ZM223 74V73H222ZM150 75V74H149ZM209 75V74H208ZM227 75V74H226ZM235 75V74H234ZM246 75H248V74H246ZM260 75H261V73H260ZM263 75H264V73H263ZM151 76H152V74H151ZM191 76V75H190ZM196 76H198V75H196ZM202 76V75H201ZM237 76V75H236ZM239 76H240V74H239ZM242 76V75H241ZM249 76V75H248ZM248 76H247V78H248ZM204 77V76H203ZM153 78V77H152ZM182 78V77H181ZM210 78H212V77H210ZM240 78V77H239ZM247 78H245V79H247ZM188 79H191L190 81L191 82H189V84L191 83V84H193L192 82H194V80H195V77H194V79H192V78H188ZM197 79V78H196ZM200 79V78H199ZM208 81H209V78H206ZM206 79H205V82H206ZM35 80V79H34ZM180 80V79H179ZM223 80V79H222ZM229 80V79H228ZM197 81H199V80H197ZM220 81V80H219ZM237 81V80H236ZM11 82V81H10ZM156 82V81H155ZM234 82H235V80H234ZM249 82H251V80L249 81ZM145 83H147V82H145ZM183 83V82H182ZM186 83V82H185ZM198 83V82H197ZM204 83V82H203ZM211 83V82H210ZM225 83V82H224ZM243 83V82H242ZM34 84V83H33ZM204 84H206V83H204ZM211 84H213V83H211ZM232 84V83H231ZM245 84V83H244ZM256 84H258V83H256ZM261 84V83H260ZM10 85V84H9ZM255 85V84H254ZM253 85V86H254ZM186 86V85H185ZM194 86V85H193ZM199 86V85H198ZM197 86V87H198ZM248 86V85H247ZM257 86V85H256ZM6 87V86H5ZM176 87V86H175ZM175 87H174V91H175V93H176V90L178 91V89H176L175 90ZM180 87V86H179ZM188 86H186V88H187ZM199 87H201V86H199ZM199 87H198V90H199ZM206 87V86H205ZM216 87V86H215ZM218 87H221L220 89L221 90H224L223 89V87L222 86H218ZM227 87V86H226ZM237 87H240L239 85L237 86ZM244 87H246V86H244ZM258 87V86H257ZM260 87V86H259ZM9 88V90H11L10 89V87H8ZM8 88H6V89H8ZM194 88L196 89V86H194ZM193 88V89H194ZM236 88V87H235ZM241 88V87H240ZM2 89V88H1ZM173 88H171V91H173L172 90ZM182 89H184L185 90V88H182ZM188 89V88H187ZM186 89V90H187ZM215 89V88H214ZM213 89V90H214ZM220 89H218L217 91H219ZM245 89H248V87L247 88H244V90ZM13 90V89H12ZM49 90V89H48ZM189 90H191V88L189 89ZM207 90H209V89H207ZM210 90H212V88L210 89ZM241 90V91H240ZM239 91L240 92H242V90L243 89H240ZM257 90H260V89H257ZM2 90H0V92H1ZM167 91V90H166ZM197 91V90H196ZM200 92H201V90H199ZM205 91V93H207L206 92V90H204ZM228 91H229V89H228ZM231 91H233V89L231 90ZM235 91H237V89H235ZM250 91V90H249ZM256 91V89L254 90V92ZM7 92H9V91H7ZM208 92H210V91H208ZM215 91H213V93H214ZM227 91H225L224 93H226ZM246 92V91H245ZM257 92V91H256ZM255 92V93H256ZM259 92V91H258ZM257 92V93H258ZM261 92L262 91H260V94H261ZM183 93V92H182ZM187 93H188V91H187ZM199 93V92H198ZM201 93H203V92H201ZM204 93V94H205ZM219 93H221L220 91H219ZM233 93H234V91H233ZM253 93V92H252ZM262 93H264V92H262ZM1 94V93H0ZM162 94V93H161ZM179 94V93H178ZM177 94V95H178ZM184 94V93H183ZM229 94H231V93H229L228 92V94H224L225 96L226 95H229ZM247 94H248V92H247ZM2 95V94H1ZM180 95V94H179ZM186 95V94H185ZM190 96H192L191 94H189ZM198 95H201V96H203L202 94H198ZM197 95V96H198ZM209 96H211V97H213V94H208ZM219 95V94H218ZM217 95V96H218ZM238 95H240V93L238 94ZM264 94H261V96H263ZM2 96H4V94L2 95ZM14 96H15V94H14ZM46 96V93H45V95H43V98ZM174 96H176V94H174ZM173 96V97H174ZM181 96V95H180ZM201 96H199L200 98H201ZM205 96V95H204ZM224 96V98H226ZM231 96V95H230ZM241 97H245V96H242V95H240ZM249 95H247V97H248ZM157 97V96H156ZM170 97V96H169ZM215 97V96H214ZM228 97V96H227ZM236 97V96H235ZM240 97V98H241ZM13 98V97H12ZM52 98V97H51ZM184 98V97H183ZM183 98H181V99H183ZM187 98V97H186ZM193 98V97H192ZM239 98V97H238ZM249 98V97H248ZM14 99V100H15ZM47 99V98H46ZM49 99V98H48ZM170 99V98H169ZM188 100H189V98H187ZM195 99V98H194ZM194 99H193V101H194ZM206 99V98H205ZM214 99V101H215V99L216 98H213ZM222 99V98H221ZM230 99H231V97H230ZM235 99V98H234ZM233 99V100H234ZM242 99V98H241ZM257 98H255L253 101H257L256 100ZM172 100H174V99H172ZM177 100V99H176ZM175 100V101H176ZM184 100V99H183ZM199 100V99H198ZM210 101L212 100L211 98L209 99ZM229 100V99H228ZM244 100H245V98H244ZM261 100V99H260ZM4 101H6V100H3V103H4ZM8 101V100H7ZM12 101H13V99H12ZM206 101H207V99H206ZM206 101H204V102H206ZM213 101V100H212ZM213 101V102H214ZM230 101H232V99L230 100ZM246 101V100H245ZM251 102V103H254V102ZM9 102V101H8ZM35 102H38V101H36L35 100ZM181 102V101H180ZM191 102V101H190ZM208 102V101H207ZM218 102V101H217ZM216 102V103H217ZM221 102V101H220ZM220 102H218V103H220ZM224 102V101H223ZM223 102H221V103H223ZM229 102V101H228ZM261 102V101H260ZM264 102V101H263ZM11 103V102H10ZM34 103V102H33ZM165 103H168V102H165ZM173 103V102H172ZM210 103V102H209ZM209 103H206L207 105L209 104ZM215 103V104H216ZM232 103V102H231ZM238 103V102H237ZM247 103H249V104H251L250 102H247ZM35 104H37V103H35ZM169 104H171V103H169ZM223 104H225V102L223 103ZM258 104H260L259 102H258ZM11 105V104H10ZM178 105V104H177ZM238 105H239V103H238ZM248 105V104H247ZM251 105H253V104H251ZM0 106H2V105H0ZM202 106V105H201ZM213 106H215V105H213ZM255 106V105H254ZM260 106V105H259ZM258 106V107H259ZM262 107H264L263 106V104L261 105ZM6 107V106H5ZM173 107V106H172ZM176 107V106H175ZM196 107V106H195ZM247 107V106H246ZM257 107V108H258ZM262 107H260V108H262ZM216 108V107H215ZM220 108V107H219ZM198 109V108H197ZM223 109V108H222ZM170 110V109H169ZM181 110H182V108H181ZM184 110V109H183ZM192 110V109H191ZM200 110V109H199ZM241 110H243V109H241ZM224 111H226V110H224ZM244 111V110H243ZM261 111H262V109H261ZM260 111V112H261ZM33 112V113H32ZM160 112L163 114V112H165L164 110H160ZM172 112V111H171ZM178 112H179V109H178ZM187 112V111H186ZM193 112H194V110H193ZM197 112H199L198 110H197ZM212 112V111H211ZM49 113V112H48ZM79 113V112H78ZM175 113V112H174ZM195 113V112H194ZM261 113H263V112H261ZM62 114V113H61ZM165 114V113H164ZM173 114V113H172ZM176 114V113H175ZM197 114V113H196ZM231 114V113H230ZM245 114V113H244ZM41 115H44V116H41ZM166 115V114H165ZM188 115V114H187ZM190 115H192V114H190ZM197 115H200V114H197ZM210 115V114H209ZM219 115H222V113L221 114H219ZM226 115V114H225ZM5 117H6V115H4ZM30 116V117H29ZM54 116V115H53ZM52 116V117H53ZM62 116V115H61ZM84 116V117H85ZM258 116V115H257ZM262 116V115H261ZM48 117H50L49 115H48ZM71 117V116H70ZM161 117V116H160ZM200 117V116H199ZM202 117V116H201ZM214 117V116H213ZM217 117V116H216ZM64 118V117H63ZM72 118V117H71ZM177 118H179V117H177ZM185 118H187V119H189L188 117H185ZM204 117H202L201 119H203ZM231 118H233V117H231ZM246 118V117H245ZM245 118H243V119H245ZM8 119V118H7ZM6 119V120H7ZM44 119V118H43ZM42 119V120H43ZM56 119V118H55ZM88 119V118H87ZM240 119V118H239ZM251 119V118H250ZM3 120V119H2ZM41 120V119H40ZM41 120V121H42ZM45 120V119H44ZM167 120V119H166ZM171 120H173V119H171ZM200 120V119H199ZM206 120V119H205ZM212 120H214L213 118H212ZM217 119H215V121H216ZM231 120V119H230ZM234 120H237L236 118H234ZM246 120V119H245ZM252 120V119H251ZM5 121V120H4ZM58 121V120H57ZM65 121V120H64ZM248 121V120H247ZM258 121H260V120H257L255 123H257ZM43 122H46V121H43ZM163 122V121H162ZM174 122V121H173ZM175 122H177V121H175ZM179 122H180V119H179ZM232 123H234V121H231ZM245 122V121H244ZM263 122V121H262ZM5 123V122H4ZM50 123V122H49ZM56 123V122H55ZM164 123H167V122H165L164 121ZM204 123H207V121L206 122H204ZM212 123V122H211ZM213 123H215V122H213ZM219 123H220V120H219ZM222 123V122H221ZM246 123H248V122H246ZM251 123V122H250ZM264 123V122H263ZM52 124V123H51ZM93 124V123H92ZM96 124V123H95ZM176 124V123H175ZM178 124H181V123H178ZM208 124V123H207ZM216 124V123H215ZM159 125H161V124H159ZM168 125V124H167ZM183 125V124H182ZM196 125V124H195ZM205 125V124H204ZM50 126V125H49ZM65 126V125H64ZM155 126V125H154ZM157 126V125H156ZM194 126V125H193ZM200 126V125H199ZM199 126H197V128L199 127ZM210 126V125H209ZM215 126V125H214ZM218 125H216L215 127H217ZM228 125H225L224 127H227ZM230 126V125H229ZM228 126V127H229ZM233 126V125H232ZM249 127H250V125H248ZM252 126V128H253V125H251ZM258 126V125H257ZM3 127V126H2ZM1 127V128H2ZM37 127V126H36ZM60 127V126H59ZM167 127V126H166ZM178 127V126H177ZM184 127V126H183ZM201 127V126H200ZM231 127V126H230ZM242 127H243V125H242ZM261 127V126H260ZM52 128V127H51ZM94 128V127H93ZM175 128H176V126H175ZM192 128V127H191ZM252 128H248V129H252ZM157 129V128H156ZM162 129H163V127H162ZM193 129V128H192ZM203 129V128H202ZM212 129H215V128H212ZM221 129V128H220ZM222 129H223V127H222ZM88 130V129H87ZM169 130V129H168ZM188 130V129H187ZM186 130V131H187ZM207 130V129H206ZM215 130H218L219 131V129H215ZM229 130V129H228ZM231 130V129H230ZM233 130H235V129H233ZM240 130V129H239ZM260 130V129H259ZM57 131V130H56ZM59 131V130H58ZM78 131V130H77ZM81 131H83V129H81ZM211 131V130H210ZM217 131V132H218ZM232 131V130H231ZM256 131V130H255ZM79 132V131H78ZM188 132V131H187ZM192 132V131H191ZM197 132H199V131H197ZM215 133H216V131H214ZM50 133V132H49ZM64 133V132H63ZM86 133V132H85ZM146 133H147V135H146ZM159 133V132H158ZM158 133H155V134H158ZM161 133V132H160ZM183 133H184V131H183ZM208 133V132H207ZM221 133V132H220ZM243 133V132H242ZM241 133V134H242ZM252 133H253V131H252ZM251 132H250V134H252ZM255 133V132H254ZM253 133V134H254ZM75 134V133H74ZM77 134V133H76ZM79 134V133H78ZM80 134H81V132H80ZM161 134H163V133H161ZM165 134V133H164ZM163 134V135H164ZM214 134V133H213ZM249 134V133H248ZM249 134V135H250ZM70 135V134H69ZM72 135V134H71ZM82 135V134H81ZM84 135V134H83ZM166 135H167V133H166ZM176 135H177V133H176ZM178 135H179V133H178ZM216 135V134H215ZM215 135H213V136H215ZM0 136H2V135H0ZM42 136V135H41ZM59 136H60V134H59ZM145 136V137H144ZM195 136V135H194ZM194 136H192V137H194ZM200 136V135H199ZM212 136V135H211ZM210 136V137H211ZM228 136V135H227ZM231 136V135H230ZM229 136V137H230ZM241 136V135H240ZM259 136V135H258ZM40 137V136H39ZM44 137H45V132H44ZM65 137H66V135H65ZM88 137V136H87ZM165 137V136H164ZM174 137V136H173ZM191 137V136H190ZM195 137H197V136H195ZM215 137H217V136H215ZM221 137V136H220ZM220 137H218V138H220ZM226 136L224 135V137L223 138H225ZM234 137V136H233ZM233 137H231V138H233ZM246 137V136H245ZM250 137V136H249ZM2 138V137H1ZM1 138H0V140H1ZM12 138V139H13ZM64 138V137H63ZM142 138H143V140H142ZM166 138V137H165ZM199 138V137H198ZM212 138H214V137H212ZM222 138V137H221ZM220 138V139H221ZM228 138V137H227ZM231 138H229L230 139V141H232L231 140ZM235 138H237V137H235ZM252 137H250L249 139H251ZM42 139V138H41ZM45 139V138H44ZM48 139V138H47ZM69 139V138H68ZM187 139V138H186ZM191 139V138H190ZM192 139H194V138H192ZM226 139V138H225ZM248 139V140H249ZM255 139V138H254ZM39 140V139H38ZM152 140V139H151ZM162 140V139H161ZM179 140H180V138H179ZM205 140V138L203 139V141ZM224 140V139H223ZM241 141H242V139H240ZM247 140V141H248ZM6 141V140H5ZM8 141V140H7ZM6 141V142H7ZM15 141V140H14ZM48 141H49V139H48ZM163 141V140H162ZM165 141V140H164ZM163 141V142H164ZM168 141V140H167ZM169 141H170V139H169ZM219 141V140H218ZM225 141V140H224ZM238 141H239V139H238ZM244 141V140H243ZM246 141V140H245ZM244 141V142H245ZM251 141V140H250ZM255 141V140H254ZM42 142V141H41ZM53 142V141H52ZM56 142L57 143H59L60 144V146H61V150H60V152H58L57 154H55V152H54V154L55 155H47L45 158H44V161L46 160L47 161V163H48V161H57L58 163H64V164H76V163H78V162H80L81 161V159H79L80 158V153H79V151L80 150H78V148H77V145H75V143H73V142H70V141H68V140H64V139H62V138H60V137H56ZM228 141H226V143H227ZM237 142V141H236ZM3 143V142H2ZM14 143V142H13ZM51 143V142H50ZM167 143V142H166ZM165 143V144H166ZM170 143H172L171 141H170ZM214 145H215V142L213 141L212 142ZM245 143H247V142H245ZM11 144V143H10ZM15 145H16V142L14 143ZM49 144V143H48ZM124 144V145H123ZM175 144V143H174ZM184 144L185 143H183V144H181V145H183L184 146ZM187 144V143H186ZM196 144V143H195ZM209 144H211V143H209ZM231 144V143H230ZM236 144V143H235ZM241 144V143H240ZM254 144V143H253ZM257 144V143H256ZM255 144V145H256ZM6 145V144H5ZM14 145V146H15ZM19 145H21V143L19 144ZM40 145V144H39ZM50 145V144H49ZM147 145V144H146ZM158 145V144H157ZM168 145V144H167ZM170 145V144H169ZM180 145V144H179ZM214 145H213V147H214ZM225 145V144H224ZM223 145V146H224ZM227 145H228V143H227ZM250 145H252V144H250ZM254 145V147H256ZM1 146V145H0ZM13 146V145H12ZM159 146V145H158ZM209 146V145H208ZM212 146V145H211ZM226 146V145H225ZM231 146V145H230ZM230 146H228V147H230ZM232 146H235V145H232ZM231 146V147H232ZM246 146H248V147H250L249 145H246ZM245 146V147H246ZM53 147V146H52ZM144 147V146H143ZM169 147H171V146H169ZM168 147V148H169ZM220 147H222L221 146V144H220ZM253 147V146H252ZM259 147H261V146H259ZM5 148H7V147H4V150H5ZM41 148H42V146H41ZM86 147L84 146V149H85ZM126 148V147H125ZM138 148V147H137ZM136 148V149H137ZM184 148V147H183ZM201 148V147H200ZM224 148V147H223ZM227 148V147H226ZM258 148V147H257ZM1 149V148H0ZM9 148H7L6 150H8ZM25 149V148H24ZM24 149H21L22 151L24 150ZM94 149V148H93ZM93 149H91V150H93ZM127 149H129V148H127ZM162 149V148H161ZM193 149V148H192ZM207 149H209V147L207 148ZM217 149V148H216ZM220 149V148H219ZM240 149H241V146H240ZM243 149H244V147H243ZM250 149V148H249ZM248 149V150H249ZM11 150H13V149H11ZM10 150V151H11ZM52 150V149H51ZM91 150H90V153H92L91 152ZM153 151H156V150H154V148L152 149ZM163 150V149H162ZM165 150V149H164ZM175 150V149H174ZM183 150V149H182ZM202 150V149H201ZM200 150V151H201ZM226 150V149H225ZM230 150H232V149H230ZM235 150V149H234ZM242 150V149H241ZM252 150V149H251ZM255 150V149H254ZM16 151H18V150H15L14 152H16ZM142 151V150H141ZM166 151V150H165ZM183 151H185V149L183 150ZM188 151V150H187ZM186 151V152H187ZM189 151H191V150H189ZM199 151V152H200ZM213 151V150H212ZM217 151V150H216ZM219 151H222L221 149L219 150ZM227 151H229V150H226V152ZM238 151V150H237ZM12 152V151H11ZM49 152V151H48ZM95 152H97V151H95ZM101 152V151H100ZM100 152H98V153H100ZM145 152H146V150H145ZM148 152V151H147ZM158 152V151H157ZM156 152V153H157ZM179 152L181 153L182 151H180L179 150ZM178 152V153H179ZM205 152V151H204ZM203 152V153H204ZM225 152V153H226ZM231 152H235V151H231ZM251 152V151H250ZM253 152H255V153H257L256 151H253ZM120 153V152H119ZM118 153V154H119ZM135 153V152H134ZM170 153V151L167 153V154H169ZM188 153V152H187ZM191 153H193V152H191ZM225 153H223V155H225ZM230 153V152H229ZM237 153V152H236ZM239 153V152H238ZM237 153V154H238ZM259 153H261V152H259ZM263 153V152H262ZM9 154V153H8ZM11 154V153H10ZM93 154V153H92ZM109 154V153H108ZM111 154V153H110ZM117 154V153H116ZM126 154V153H125ZM142 154V153H141ZM144 154V153H143ZM150 154H152L151 152H150ZM159 154V153H158ZM162 153H160L159 154V156L161 155ZM166 154V153H165ZM185 154V153H184ZM241 154V153H240ZM37 155L35 156V157H37ZM107 155V154H106ZM114 155V154H113ZM139 155V154H138ZM154 155V154H153ZM164 155V154H163ZM182 155V154H181ZM205 155V154H204ZM216 155V154H215ZM214 155V156H215ZM218 155V154H217ZM228 155H230V154H228ZM227 155V156H228ZM232 155V154H231ZM239 155V154H238ZM246 155V154H245ZM13 155H11V157H12ZM28 156V155H27ZM90 156V155H89ZM99 156V155H98ZM109 156V155H108ZM120 156V155H119ZM118 156V157H119ZM144 156V155H143ZM146 156H148V155H146ZM149 156H151V155H149ZM155 156V155H154ZM165 156V155H164ZM167 156V155H166ZM175 156V155H174ZM177 156V155H176ZM184 156V155H183ZM186 156V155H185ZM219 156H220V154H219ZM222 156V155H221ZM240 156H244V155H240ZM249 156V155H248ZM264 156V155H263ZM263 156H259V158L260 157H263ZM6 157H8V156H6ZM10 157V158H11ZM19 157V156H18ZM29 157V156H28ZM27 157V158H28ZM106 157V156H105ZM135 157H136V155H135ZM134 157V158H135ZM180 157V156H179ZM207 157V156H206ZM223 157V156H222ZM221 157V158H222ZM232 157V156H231ZM237 157H239V156H237ZM14 158V157H13ZM12 158V159H13ZM16 158V157H15ZM21 158V157H20ZM34 158V157H33ZM93 158V157H92ZM99 158V157H98ZM104 158V157H103ZM159 158V157H158ZM168 158H169V155H168ZM182 159H183V157H181ZM186 158V157H185ZM200 158V157H199ZM215 158V157H214ZM220 158V157H219ZM227 158V157H226ZM236 158V157H235ZM17 159V158H16ZM39 159H41V157H39ZM50 159V160H49ZM86 159H87V157H86ZM94 159V158H93ZM93 159H91L90 160V162L93 160ZM109 159H111L110 157H109ZM139 159V158H138ZM144 159H146V158H144ZM162 159V158H161ZM209 159V158H208ZM207 159V160H208ZM216 159H218L217 157H216ZM215 159V160H216ZM261 159V158H260ZM23 160V159H22ZM25 160V159H24ZM30 160V159H29ZM103 160V159H102ZM116 160V159H115ZM118 160V159H117ZM121 160V159H120ZM125 160V159H124ZM163 160H164V158H163ZM162 160V161H163ZM166 160V159H165ZM178 160V159H177ZM180 160V159H179ZM184 160V159H183ZM190 160V159H189ZM200 160H201V158H200ZM203 160H205V159H203ZM211 160V159H210ZM231 160H233V159H231ZM242 160H243V158H242ZM248 160V159H247ZM155 161V160H154ZM182 161V160H181ZM217 161H220V160H217ZM245 161V160H244ZM244 161H242V162H244ZM8 162V161H7ZM11 162V161H10ZM99 162H100V160H99ZM109 162H111L110 160H109ZM114 162V161H113ZM117 162H120V161H117ZM138 162H140V161H138ZM137 162V163H138ZM143 162V161H142ZM184 162V161H183ZM185 162H186V159H185ZM193 162V161H192ZM202 162V161H201ZM222 162H226L225 160H223ZM229 162V161H228ZM227 162V163H228ZM232 162V161H231ZM245 162H247V161H245ZM17 163V162H16ZM26 163H28V161L26 162ZM50 163V162H49ZM55 163V162H54ZM112 163V162H111ZM123 162H121V164H122ZM136 163V164H137ZM160 163V162H159ZM159 163H157V164H159ZM161 163H163V162H161ZM166 163V162H165ZM196 163V162H195ZM205 163V162H204ZM207 163V162H206ZM214 163H215V161H214ZM220 163V162H219ZM226 163V164H227ZM252 163V162H251ZM1 164H2V162H1ZM0 164V165H1ZM14 164V163H13ZM12 163H11V165L12 166H15V165H13ZM19 164V163H18ZM21 164V163H20ZM29 164H31V163H29ZM35 164V163H34ZM37 164V163H36ZM51 164H52V162H51ZM82 164V163H81ZM80 164V165H81ZM105 164V163H104ZM107 164V163H106ZM105 164V165H106ZM109 164V163H108ZM116 164V163H115ZM124 164V163H123ZM139 164V163H138ZM178 163H176V165H177ZM179 164H181V163H179ZM189 164V163H188ZM207 164H212V163H207ZM206 164V165H207ZM223 164V163H222ZM221 164V165H222ZM247 164V163H246ZM250 164V163H249ZM7 165V164H6ZM23 165V164H22ZM48 165V164H47ZM98 165H100V163L98 164ZM126 165V164H125ZM128 165V164H127ZM134 165V164H133ZM133 165L132 166H129V167H133ZM146 164H144L143 166H142V164H141V166L138 168V170L140 171V170H146L145 169V166ZM149 165V164H148ZM156 165V164H155ZM161 165V164H160ZM219 165V164H218ZM217 165V166H218ZM220 165V166H221ZM248 165V164H247ZM8 166V165H7ZM25 166V165H24ZM28 166V165H27ZM68 166V165H67ZM92 166V165H91ZM168 165H166V167H167ZM190 166H193V164L192 165H190ZM194 166H198V165H194ZM215 166V165H214ZM219 166V167H220ZM225 166V165H224ZM223 166V167H224ZM233 166V165H232ZM235 166V165H234ZM233 166V167H234ZM18 167H19V165H18ZM34 167V166H33ZM40 167V166H39ZM53 167V166H52ZM71 167V166H70ZM72 167H74V166H72ZM101 167V166H100ZM106 167H110V165L109 166H107L106 165ZM137 167V166H136ZM161 167H163V166H161ZM187 167H188V165H187ZM218 167V168H219ZM227 167V168H226ZM226 167H224V168H226V169H228V167H230V166H226ZM243 167H246V166H243ZM242 167V168H243ZM263 167V166H262ZM261 167V168H262ZM11 168H13V167H11ZM27 168V167H26ZM36 168H38V167H36ZM126 168V167H125ZM164 168V167H163ZM184 168V167H183ZM197 168V167H196ZM211 168H216V170H217V167H211ZM223 168V169H224ZM240 168V167H239ZM7 169V168H6ZM9 169V168H8ZM29 169V168H28ZM66 169H68V168H66ZM70 169V168H69ZM73 169H75V168H73ZM82 169V168H81ZM96 169V168H95ZM102 169V168H101ZM101 169H98V170H101ZM116 169V168H115ZM156 169V168H155ZM221 169V168H220ZM222 169V170H223ZM226 169H224L225 171H226ZM237 169V168H236ZM245 169V168H244ZM255 170H256V168H254ZM263 169V168H262ZM5 170V169H4ZM19 170V169H18ZM26 170V169H25ZM76 170V169H75ZM83 170V169H82ZM121 170V169H120ZM123 170V169H122ZM137 170V169H136ZM135 170V171H136ZM137 170V171H138ZM150 170H152V168L150 169ZM168 170V169H167ZM206 170V169H205ZM216 170H214V172L216 171ZM233 170H235V169H233ZM232 170V171H233ZM242 170V169H241ZM9 171V170H8ZM10 171H14V170H10ZM9 171V172H10ZM80 171V170H79ZM85 171V170H84ZM132 171V170H131ZM135 171H134V173H135ZM179 171V170H178ZM186 171H187V169H186ZM190 171V170H189ZM195 171V169H193V172ZM231 171V172H232ZM263 172H264V169L262 170ZM0 172H3V170L2 171H0ZM7 172V171H6ZM30 172V171H29ZM47 172V171H46ZM92 172V171H91ZM109 172H111V170L109 171ZM163 172V171H162ZM198 172H199V170H198ZM202 172V171H201ZM221 172V171H220ZM228 172H229V170H228ZM236 172V171H235ZM241 172V171H240ZM261 172V171H260ZM14 173V172H13ZM12 173V174H13ZM27 173H28V171H27ZM69 173H71V172H69ZM68 173V174H69ZM86 173V172H85ZM84 173V174H85ZM112 173V172H111ZM137 173V172H136ZM144 173V172H143ZM164 173V172H163ZM215 173H217V172H215ZM219 173V172H218ZM217 173V174H218ZM222 173V172H221ZM220 173V174H221ZM242 173V172H241ZM252 173V172H251ZM254 173H257V174H259L258 172H254ZM5 174V173H4ZM4 174H2V175H4ZM7 174V173H6ZM11 174V175H12ZM30 174V173H29ZM28 174V175H29ZM37 174V173H36ZM76 174V173H75ZM82 174H83V172H82ZM82 174H80L79 176H82ZM83 174V175H84ZM88 174V173H87ZM102 174H103V172H102ZM127 174V173H126ZM195 174V173H194ZM198 174H200V173H198ZM222 174H225V173H222ZM221 174V175H222ZM232 175L234 174V172L233 173H231ZM237 174V173H236ZM239 174V173H238ZM260 174H262V172L260 173ZM8 175V174H7ZM10 175V176H11ZM14 175H15V173H14ZM19 175H20V173H19ZM27 175V176H28ZM101 175V174H100ZM154 175V174H153ZM155 175H156V173H155ZM175 175V174H174ZM192 175V174H191ZM196 175V174H195ZM200 175H202V174H200ZM211 175V174H210ZM213 175V174H212ZM211 175V176H212ZM226 175V174H225ZM230 175V174H229ZM228 175V176H229ZM249 175V174H248ZM247 175V176H248ZM252 175V174H251ZM263 175V174H262ZM27 176L25 177V176H23V177H25V178H27ZM35 176V175H34ZM41 176V175H40ZM39 176V177H40ZM52 176H54V174L52 175ZM70 176V175H69ZM76 176V175H75ZM99 176V175H98ZM141 176H143V175H141ZM147 176V175H146ZM149 176H151V175H149ZM189 176V175H188ZM220 176V175H219ZM223 176V175H222ZM252 176H254V175H252ZM252 176H250V178H252ZM2 177V176H1ZM14 177V176H13ZM15 177H16V175H15ZM33 177V176H32ZM93 177V176H92ZM104 177H106V176H104ZM109 177V176H108ZM107 177V178H108ZM179 177V176H178ZM217 177H218V175H217ZM227 177V176H226ZM225 176H224V178H226ZM236 177V176H235ZM254 177H256V176H254ZM260 177V176H259ZM262 177H264V176H262ZM262 177H261V179H262ZM53 178V177H52ZM103 178V177H102ZM111 178V177H110ZM116 178H117V176H116ZM113 179L112 181H113V183L116 185V184H118L119 183V180H117V179ZM124 178V177H123ZM144 178H146V177H144ZM183 178V177H182ZM181 178V179H182ZM194 178V177H193ZM193 178H190V179H193ZM202 178H203V176H202ZM223 178V177H222ZM244 178V177H243ZM258 178V177H257ZM4 179V178H3ZM2 179V180H3ZM7 178H5V180H6ZM34 179V178H33ZM35 179H37V178H35ZM41 179V178H40ZM75 179V178H74ZM104 179V178H103ZM132 179V178H131ZM156 179V178H155ZM180 179V180H181ZM185 179V178H184ZM184 179L182 180V181H184ZM208 179V178H207ZM206 179V180H207ZM214 179V178H213ZM220 179V178H219ZM227 179H229V177L227 178ZM233 178H231V180H232ZM254 179V178H253ZM264 179V178H263ZM32 180V179H31ZM52 180V179H51ZM64 180V179H63ZM79 180V179H78ZM77 180V181H78ZM121 180H123L122 178H121ZM141 180V179H140ZM149 180H150V178H149ZM180 180H178V181H180ZM188 180V179H187ZM195 180H197L198 181V179H195ZM209 180H211V178L209 179ZM255 180V179H254ZM253 180V181H254ZM8 181V180H7ZM34 181H37V180H34ZM39 181V180H38ZM46 181H47V179H46ZM45 181V182H46ZM69 181V180H68ZM82 181V180H81ZM108 181V180H107ZM111 181V182H112ZM132 181V180H131ZM155 181V180H154ZM174 181V180H173ZM172 181V183H176V182H173ZM189 181V180H188ZM188 181H187V184H188ZM202 181V180H201ZM200 181V184L201 183H203V182H201ZM218 181H220V180H218ZM224 181H225V179H224ZM227 181V180H226ZM237 181H239V180H237ZM243 181V180H242ZM249 181V180H248ZM247 181V182H248ZM258 181H259V179H258ZM257 181V182H258ZM263 181V180H262ZM83 182V181H82ZM151 182V181H150ZM162 182V181H161ZM190 182V181H189ZM228 182H231L230 181V179H229V181ZM236 182V181H235ZM241 182V181H240ZM240 182H239V184H240ZM254 182H256V181H254ZM256 182V183H257ZM38 183V182H37ZM42 183H44V182H42ZM47 183V182H46ZM105 183V182H104ZM103 183V184H104ZM110 183V182H109ZM127 183V182H126ZM126 183H124L123 182V185H125ZM136 183H138V182H136ZM164 183V182H163ZM179 183V182H178ZM195 183V182H194ZM198 183V182H197ZM225 183V182H224ZM236 183H238V182H236ZM244 183H245V181H244ZM262 183V182H261ZM261 183H260V185H261ZM5 184V183H4ZM7 184V183H6ZM28 184H29V182H28ZM33 184V183H32ZM40 183H38V185H39ZM45 184V183H44ZM85 184V183H84ZM95 184V183H94ZM93 184V185H94ZM113 184V185H114ZM144 184H146V183H144ZM144 184H142L143 186H144ZM158 184V183H157ZM169 184H170V182H169ZM183 183H181V185H182ZM193 184V183H192ZM23 185H24V183H23ZM22 185V186H23ZM67 185H69V184H67ZM132 184H129V186H131ZM135 185V184H134ZM164 185H166V183H164ZM163 185V186H164ZM201 185H203V184H201ZM223 185V184H222ZM230 185H232V184H230ZM251 185H254V184H251ZM9 186H10V188H12L11 187V185H7V187L6 186H4V187H6V188H8L9 189ZM15 186V185H14ZM17 186V185H16ZM34 185H32L31 187H33ZM37 186V185H36ZM126 186V185H125ZM128 186V185H127ZM126 186V187H127ZM149 186V185H148ZM155 186V185H154ZM156 186H158L159 187V185H156ZM160 186H161V184H160ZM176 186V185H175ZM183 186V185H182ZM186 186V185H185ZM189 186H190V184H189ZM207 186V185H206ZM225 186H226V184H225ZM233 186V185H232ZM240 186V185H239ZM238 185H237V187H239ZM250 186V185H249ZM262 186H263V183H262V185H261V188H262ZM27 188H25V186H24V188L26 189V190H28L29 188H28V186H26ZM54 187V186H53ZM120 187H121V185H120ZM124 187V186H123ZM135 187H136V185H135ZM145 187V186H144ZM157 187V188H158ZM166 187V186H165ZM184 187V186H183ZM192 187V186H191ZM195 187H196V185H195ZM209 187V186H208ZM227 187V186H226ZM228 187H229V185H228ZM235 187H236V185H235ZM264 187V186H263ZM1 188V187H0ZM5 188V189H6ZM19 189H20V187H18ZM55 188H57V187H55ZM61 188V187H60ZM137 188H138V186H137ZM141 188V187H140ZM161 188V187H160ZM159 188V189H160ZM163 188V187H162ZM190 188V187H189ZM231 188V187H230ZM4 189V188H3ZM33 189V188H32ZM37 189V188H36ZM36 189H34V190H36ZM94 189V188H93ZM127 189V188H126ZM148 189H150V187L148 188ZM154 189V188H153ZM164 189V188H163ZM166 189V188H165ZM205 189H207L206 187H205ZM243 189V188H242ZM252 189V188H251ZM257 189H260V188H257ZM23 190V192H24V189H22ZM40 190V189H39ZM139 190H142V189H139ZM161 190V189H160ZM167 190H168V187H167ZM179 190H180V188H179ZM247 190V189H246ZM254 190H256V189H254ZM9 191H10V189H9ZM29 191V190H28ZM37 191L38 190H36V193H37ZM68 191V190H67ZM70 191V190H69ZM105 191V190H104ZM106 191H108V190H106ZM131 191H132V189H131ZM157 191V190H156ZM210 191V190H209ZM216 191V190H215ZM214 191V192H215ZM219 191V190H218ZM227 191V190H226ZM230 191V190H229ZM231 191H232V189H231ZM239 191L241 192V190L239 189ZM251 191V190H250ZM1 192H3V191H1ZM11 192V191H10ZM33 192V191H32ZM35 192V191H34ZM33 192V193H34ZM42 192V191H41ZM40 192V193H41ZM50 192H52V191H50ZM63 192V191H62ZM101 192H103V191H101ZM109 192V191H108ZM114 193H115V191H113ZM159 192V191H158ZM171 192H173V191H171ZM212 192V191H211ZM254 192V191H253ZM12 193V192H11ZM14 193V192H13ZM21 193V192H20ZM111 193V192H110ZM119 193V192H118ZM202 194L204 193V192H201ZM237 193V192H236ZM259 193V192H258ZM262 193H264V192H262ZM26 194V193H25ZM30 194V193H29ZM68 194V193H67ZM113 194V193H112ZM117 194V193H116ZM115 194V195H116ZM123 194V193H122ZM122 194H120V196H122L121 198H123V197H126V196H123ZM129 194H131V193H129ZM133 194H134V192H133ZM132 194V195H133ZM139 194V193H138ZM138 194H136V195H138ZM174 194V193H173ZM193 194V193H192ZM216 194V193H215ZM261 194V193H260ZM3 195V194H2ZM34 195V194H33ZM38 195V194H37ZM135 195V194H134ZM177 195V194H176ZM180 195V194H179ZM182 195V194H181ZM189 195V194H188ZM196 195H199L198 193L196 194ZM201 195V194H200ZM241 195V194H240ZM258 195V194H257ZM262 195H264V194H262ZM4 196V195H3ZM8 196V195H7ZM24 196V195H23ZM32 196V195H31ZM47 196V195H46ZM97 195H91V196H89V198H87V199H89V200H91V201H96V202H98V201H101V199H100V197L102 196V193H101V196L100 195H98L99 196V199H98V197H96ZM117 196H119L118 194H117ZM119 196V197H120ZM178 196V195H177ZM176 196V197H177ZM187 196V195H186ZM186 196H183V197H186ZM259 196H261V195H258V197ZM2 197V196H1ZM9 197V196H8ZM14 198H16V196H15V193H14V196H13ZM114 197L115 196H110L109 198H113V200L112 201H114ZM119 197H115V199L117 198H119ZM136 197V196H135ZM171 198V199H177V198ZM182 196H180V198H183ZM191 197V196H190ZM193 197V196H192ZM191 197V198H192ZM194 197H195V194H194ZM206 197V196H205ZM228 197V196H227ZM232 198H233V196H231ZM231 197H229V198H231ZM246 197V196H245ZM7 198V197H6ZM189 198V197H188ZM187 198V199H188ZM190 198V199H191ZM196 198H199L198 200H201V198H200V196L199 197H196ZM204 198V197H203ZM207 198V197H206ZM220 198V197H219ZM239 198V197H238ZM18 199H20V198H18ZM32 199V198H31ZM34 199V198H33ZM40 199V198H39ZM45 199V198H44ZM62 199V198H61ZM137 199V198H136ZM186 199V198H185ZM184 199V200H185ZM194 200H196L195 198H193ZM193 199H192V201H193ZM212 199V198H211ZM234 199H236V198H234ZM10 200H11V198H10ZM9 200V201H10ZM40 200H42V199H40ZM70 200V199H69ZM72 200V199H71ZM122 200H124V198L122 199ZM133 200V199H132ZM197 200V201H198ZM246 200V199H245ZM2 201V200H1ZM13 201V200H12ZM16 201H18V200H16ZM23 201V200H22ZM22 201H20V202H22ZM34 201H37L38 202V200L37 199H34ZM33 201V202H34ZM111 201V200H110ZM109 201V202H110ZM119 201V200H118ZM136 201H138V199L136 200ZM175 201H177V200H175ZM204 201H205V199H204ZM220 201H222L221 199H220ZM224 201V200H223ZM225 201H227V199L225 200ZM240 201V200H239ZM27 202V201H26ZM39 202H41V201H39ZM123 202V201H122ZM158 202V201H157ZM156 202V203H157ZM191 202V201H190ZM229 202L231 203L232 201H230L229 200ZM228 202V203H229ZM235 202V201H234ZM237 202V201H236ZM242 202V201H241ZM247 202V201H246ZM6 203V202H5ZM10 203H11V201H10ZM15 203V202H14ZM28 203V202H27ZM69 203H71V202H69ZM111 203V202H110ZM127 203V202H126ZM159 204H160V202H158ZM176 203V202H175ZM179 203V202H178ZM187 203V202H186ZM192 203V202H191ZM195 203V202H194ZM197 203V202H196ZM199 203V202H198ZM218 203V202H217ZM0 204H2V203H0ZM22 205L24 204V203H21ZM20 204V205H21ZM33 204V203H32ZM103 204H106L105 202L103 203ZM122 204H124V203H122ZM154 204V206H155V203H152L151 205H153ZM159 204L157 205V206H159ZM161 204H163V202L161 203ZM165 204L167 205V206H171V204H167V203H164L163 204V206H165ZM183 204V203H182ZM193 204V203H192ZM219 204H220V202H219ZM27 205V204H26ZM26 205H23V206H26ZM75 205H77V204H75ZM108 205V204H107ZM107 205H105L104 206V211H108V209L107 210H105L106 208L105 207H107ZM116 205V204H115ZM125 205V204H124ZM142 205H144V203L142 204ZM151 205H149L150 207H151ZM188 205H190V204H188ZM187 205V206H188ZM211 205V204H210ZM215 205V204H214ZM229 205V204H228ZM227 205V206H228ZM3 206V205H2ZM11 206H12V204H11ZM66 206V205H65ZM70 206V205H69ZM92 206V205H91ZM112 206V205H111ZM117 206V205H116ZM125 206H127V205H125ZM163 206H159L160 208H163ZM5 207V206H4ZM3 207V208H4ZM29 206H27V208H28ZM36 207V206H35ZM113 207V206H112ZM134 206H132V208H133ZM156 207V206H155ZM159 207H157L156 209H158ZM179 207V206H178ZM198 207V206H197ZM205 207V206H204ZM221 207H224L223 205L221 206ZM251 207V206H250ZM55 208H57V207H55ZM67 208V207H66ZM70 208V207H69ZM103 208V207H102ZM109 208V207H108ZM118 208V207H117ZM116 208V209H117ZM127 208V207H126ZM126 208H124L125 210H126ZM135 208V207H134ZM149 208V207H148ZM183 208V207H182ZM199 208V207H198ZM244 208H246V207H244ZM9 209V208H8ZM15 209V208H14ZM53 209V208H52ZM81 209V208H80ZM97 209H99V208H97ZM96 209V210H97ZM111 209H113V208H111ZM119 209H122V206L121 207H119ZM119 209H117V210H119ZM124 209H122V210H124ZM151 210H156V209H152V208H150ZM149 209V210H150ZM165 209V208H164ZM176 209V212H174L175 214L174 215H176V213H178L177 212V209L178 208H175ZM204 209V208H203ZM211 209V208H210ZM247 209H248V207H247ZM251 209V208H250ZM261 209V208H260ZM2 210H4V209H2ZM18 210V209H17ZM25 210V209H24ZM57 210V209H56ZM145 210V209H144ZM143 210V212H144V214H146L145 212H146V210L144 211ZM161 210H163V209H161ZM171 211H172V209H170ZM231 210V209H230ZM1 211V210H0ZM21 211V210H20ZM82 211V210H81ZM80 211V212H81ZM101 211V210H100ZM141 211V210H140ZM170 211V212H171ZM223 211V210H222ZM250 211V210H249ZM22 212H23V210H22ZM30 212V211H29ZM46 212V211H45ZM71 212H73V211H71ZM70 212V213H71ZM109 212H111L110 210H109ZM115 212V211H114ZM114 212H112V213H114ZM122 212H124V211H122ZM127 212H129V211H127ZM134 212H135V210H134ZM150 212H153V211H150ZM154 212H156V211H154ZM153 212V215L155 214ZM160 212H162V211H160ZM163 212H164V210H163ZM167 212H169L168 210H167ZM173 212V211H172ZM208 212V211H207ZM219 212V211H218ZM229 212V211H228ZM246 212V211H245ZM1 213H3V212H1ZM28 213V212H27ZM27 213H25L26 215H29V216H27L28 218H29V220H30V218H33V217H31V214H27ZM57 213V212H56ZM74 213H76V212H74ZM102 213V212H101ZM105 213V212H104ZM104 213L103 214H101L102 216L104 215ZM116 213V212H115ZM114 213V214H115ZM118 213H119V211H118ZM133 213V210H132V212L129 214V215H131ZM157 213V212H156ZM165 213V212H164ZM182 213H184V212H182ZM180 214V215H184V214ZM199 213V212H198ZM213 213H214V211H213ZM32 214H34V212L32 213ZM42 214V213H41ZM66 214V213H65ZM96 214L98 215V213L96 212ZM120 214V217H122L121 215V212L119 213ZM119 214H117V215H119ZM124 214H125V212H124ZM140 214V215H139ZM138 215L139 216H141V214L142 213H139ZM144 214H142L143 216H144ZM147 214H148V212H147ZM150 214H152V213H150ZM158 215H159V213H157ZM162 214V213H161ZM197 214V213H196ZM203 213H201V216H204V215H202ZM218 214V213H217ZM227 214V213H226ZM17 215H19V214H17ZM53 215V214H52ZM61 215V214H60ZM63 215H64V213H63ZM73 215V214H72ZM101 215L99 214L98 216H100V218H98V219H101ZM113 215V214H112ZM135 215H137L136 214V212H135ZM134 215V216H135ZM163 215V214H162ZM165 215L167 216V215H169V214H166L165 213ZM174 215H171L170 217H172V216H174ZM178 216V217H181V216ZM186 215V214H185ZM190 215V214H189ZM244 214H241V216H243ZM1 216H2V214H1ZM20 216V215H19ZM34 216V215H33ZM38 216H39V214H38ZM51 216V215H50ZM81 216V215H80ZM85 216V215H84ZM83 216V217H84ZM97 216V217H98ZM105 216V215H104ZM108 216H109V214H108ZM139 216H136L135 217V219L136 218H138ZM143 216H141V217H143ZM148 216V217H147ZM147 216H145L144 218H142L143 220L144 219H147L148 221L150 220V219H148V218H151V217H149V215H147ZM155 216V215H154ZM208 216V215H207ZM221 216H222V214H221ZM224 216V215H223ZM8 217V216H7ZM18 217V216H17ZM40 218H41V215L39 216ZM69 217V216H68ZM96 217V216H95ZM95 217H94V222L92 221L91 223H100L101 222V224H103V225H106V223L104 224L101 220H100V222H98V221H96L95 220ZM107 217V216H106ZM111 217H113V216H111ZM110 217V218H111ZM117 217H119V216H117ZM129 217V216H128ZM127 217V218H128ZM157 217V216H156ZM156 217H154V218H156ZM163 217V216H162ZM169 217V218H170ZM191 217H192V215H191ZM230 217V216H229ZM258 217V216H257ZM262 218H263V216H261ZM18 218H20V217H18ZM34 218H35V216H34ZM43 219H46V218H44V216L42 217ZM55 218V217H54ZM75 219H76V217H74ZM82 218V217H81ZM80 218V219H81ZM87 218V217H86ZM132 218H133V216H132ZM213 218V217H212ZM236 218V217H235ZM259 219H262V218H260V217H258ZM8 219V218H7ZM11 219V218H10ZM50 219V218H49ZM83 219H85V218H83ZM124 219H125V217H124ZM130 219L131 218H129V224H130ZM152 219V218H151ZM157 219H159V216H158V218ZM156 219V220H157ZM167 219V218H166ZM9 220V219H8ZM18 220H20V219H18ZM54 220V219H53ZM104 221H105V219H103ZM107 220V219H106ZM140 221V219H137L136 220V222L135 223H137V221ZM147 220H145L146 222H147ZM156 220H150V221H152L153 223H156V222H154V221H156ZM161 220V219H160ZM202 220V219H201ZM0 221H2V220H0ZM5 222H6V219L4 220ZM32 221H34V220H32ZM36 221V220H35ZM47 221V220H46ZM59 221V220H58ZM78 221V220H77ZM83 221V220H82ZM82 221H80V222H82ZM108 221V220H107ZM110 221V220H109ZM120 221V220H119ZM128 221V220H127ZM133 221H135V220H133ZM138 221V222H139ZM144 221V222H145ZM168 221V220H167ZM233 221V220H232ZM235 221V220H234ZM15 222V221H14ZM17 222V221H16ZM37 222V221H36ZM48 222H50V221H48ZM57 222V221H56ZM71 222V221H70ZM79 222V221H78ZM85 222V221H84ZM113 222H116V220L114 221V220H112V218H111V224L112 225H115ZM122 222H124V220L122 219V221L121 222H119V225L122 223ZM132 222V221H131ZM145 222V223H146ZM250 222H252V221H249V225H250ZM254 222V221H253ZM259 222H261V221H259ZM258 222V223H259ZM2 223V222H1ZM13 223V222H12ZM12 223H11V225H12ZM18 223H20V222H17V224ZM39 223V224H38ZM52 223H54V222H52ZM52 223H49V224H52ZM83 223V222H82ZM82 223H77L76 225H78V224H82ZM109 223V222H108ZM128 223V222H127ZM126 223V221L124 222V224H127ZM140 223V222H139ZM166 223V222H165ZM178 223V222H177ZM254 223H257V222H254ZM3 224V223H2ZM20 224H22V223H20ZM19 224V225H20ZM26 224H28V226H29V223H26ZM35 224V223H34ZM44 224V223H43ZM69 224V223H68ZM118 224V223H117ZM123 224V223H122ZM132 224V223H131ZM130 224V225H131ZM150 224V223H149ZM187 224V223H186ZM246 224V223H245ZM253 224V223H252ZM10 225V224H9ZM23 225H24V223H23ZM36 226L37 225H40V222H37L36 224H35ZM35 225H33V226H35ZM41 225H42V223H41ZM53 225V224H52ZM54 225H59V224H54ZM53 225V226H54ZM60 225H62V224H60ZM65 225V224H64ZM99 225V224H98ZM102 225V226H103ZM109 226H107L108 227V229L112 226H110V224H108ZM128 225V224H127ZM129 225V226H130ZM132 225H134V224H132ZM136 225V224H135ZM140 225V224H139ZM154 226H156V225H159V223L158 224H153ZM2 226V225H1ZM35 226V227H36ZM44 226V225H43ZM48 226V225H47ZM47 226H44V227H47ZM52 226V227H53ZM56 226H55V228H56ZM72 226V225H71ZM96 226V225H95ZM121 226V225H120ZM123 226V225H122ZM138 226V225H137ZM254 225H252L251 227H253ZM260 226V225H259ZM13 227V226H12ZM22 227V226H21ZM24 227V226H23ZM22 227V228H23ZM51 227V228H52ZM73 227V226H72ZM81 227H82V225H81ZM88 227V226H87ZM91 227H93L92 225L90 226V228ZM97 227V226H96ZM98 227H101V225L100 226H98ZM97 227V228H98ZM114 227V226H113ZM126 227V226H125ZM151 227V226H150ZM200 227H202V226H200ZM208 227V226H207ZM246 227V226H245ZM248 227V226H247ZM250 227V228H251ZM261 227H263V226H261ZM25 228V227H24ZM29 230H31L32 229V227L30 228V227H27ZM50 228V227H49ZM50 228V229H51ZM57 228H59L58 226H57ZM77 228V227H76ZM78 228H80V227H78ZM84 228V227H83ZM82 228V229H83ZM85 228H86V226H85ZM89 228V227H88ZM88 228H86L87 229V231H88ZM94 228V227H93ZM104 228H105V226H104ZM115 228V227H114ZM113 228V229H114ZM117 228H120V227H118L117 226ZM129 228V227H128ZM17 229V228H16ZM28 229H26V230H28ZM40 229H41V226H40ZM63 230V228H59V230ZM67 230H68V228H66ZM66 229H65V231H66ZM70 229H71V227H70ZM101 230H102V228H100ZM123 229H124V227H123ZM133 229V228H132ZM131 229V230H132ZM155 229V228H154ZM6 230V229H5ZM19 230V229H18ZM33 230V229H32ZM31 230V231H32ZM36 230V229H35ZM52 230V229H51ZM57 230V229H56ZM61 230H60V235H59V233L57 234V233H54V234H57L60 238L63 236L62 234H61ZM73 231L72 232H75V231H79L78 229L77 230H75V229H72ZM75 230V231H74ZM84 230V229H83ZM92 230V229H91ZM115 230V229H114ZM113 230V231H114ZM128 230V229H127ZM130 230V231H131ZM145 230V229H144ZM170 229H167V231H169ZM246 230H247V228H246ZM259 230V229H258ZM262 230H263V228H262ZM20 231V230H19ZM31 231H30V233H31ZM41 231V230H40ZM44 231V230H43ZM65 231H62L63 233L65 232ZM97 231V230H96ZM125 231V230H124ZM151 231V230H150ZM159 231V230H158ZM224 231V230H223ZM251 231H253V230H251ZM45 232H47V233H49V231H47V229H46V231ZM55 232V231H54ZM80 232V233H79ZM78 233L79 234H81L82 235V230H80ZM84 232H85V230H84ZM100 232V231H99ZM99 232L97 231V233L99 234ZM107 232H108V230H107ZM112 232V231H111ZM121 232V231H120ZM140 232V231H139ZM161 232V231H160ZM159 232V233H160ZM198 232V231H197ZM236 232V231H235ZM243 232V231H242ZM261 232V231H260ZM259 232V233H260ZM7 233V232H6ZM14 233V232H13ZM21 233H23V232H21ZM26 233H28V232H26ZM26 233H25V235H26ZM29 233V234H30ZM96 233V234H97ZM106 233V232H105ZM158 234V232H156L155 231V234ZM163 233V232H162ZM196 233V232H195ZM220 233H223V232H220ZM229 233V232H228ZM11 234V233H10ZM17 234H19V233H17ZM35 234V233H34ZM33 234V235H34ZM39 234V233H38ZM38 234H37V236H38ZM42 234V233H41ZM50 234H52V232L50 233ZM69 234H71V233H69ZM92 234V233H91ZM91 234H89V235H91ZM96 234H94V235H96ZM108 234V233H107ZM151 234V233H150ZM155 234H153V235H155ZM257 233H255V235H256ZM261 234V233H260ZM24 235V234H23ZM43 235V234H42ZM46 235V234H45ZM77 235V234H76ZM87 235V234H86ZM85 235V236H86ZM100 235H102V234H100ZM104 235V234H103ZM119 235V234H118ZM131 235V234H130ZM137 235V234H136ZM152 235V234H151ZM151 235H149V237L151 236ZM152 235V236H153ZM182 235V234H181ZM264 235V234H263ZM55 236V235H54ZM69 236H74V234L72 235H69ZM91 236H93V234L91 235ZM161 236H164L163 234L161 235ZM161 236H159V237H161ZM180 236V235H179ZM184 236V235H183ZM188 236H190V235H188ZM209 236H211L210 234H209ZM213 236V235H212ZM211 236V237H212ZM233 236V235H232ZM19 237V236H18ZM21 237H23V236H21ZM27 237V236H26ZM33 237H36V235H34ZM50 237V236H49ZM56 237V236H55ZM63 237H65V236H63ZM88 237V236H87ZM99 237V236H98ZM113 237V236H112ZM154 237V236H153ZM153 237H150L151 239H153ZM178 237V236H177ZM176 237V238H177ZM208 237V236H207ZM236 237V236H235ZM264 237V236H263ZM6 238V237H5ZM31 238H32V235H31ZM31 238L29 239V240H31ZM38 239H39V236L37 237ZM37 238H35V239H37ZM44 238H46L45 236H44ZM85 238V237H84ZM128 238V237H127ZM126 238V239H127ZM130 238V237H129ZM128 238V239H129ZM149 238V239H150ZM155 238V237H154ZM175 238V239H176ZM184 238H185V236H184ZM193 238V237H192ZM200 238V237H199ZM205 238V237H204ZM210 238V237H209ZM228 238H230V237H228ZM20 239V238H19ZM21 239H23V238H21ZM27 239H28V237H27ZM33 239V238H32ZM51 239V238H50ZM64 239H67V238H64ZM81 239V238H80ZM89 239V238H88ZM112 239V238H111ZM125 239V238H124ZM140 239H141V236H140ZM147 239V238H146ZM162 239V238H161ZM207 239V238H206ZM205 239V240H206ZM211 239V238H210ZM237 239H239V238H237ZM28 240V241H29ZM47 240V239H46ZM61 241H62V239H60ZM59 240V241H60ZM160 240V239H159ZM183 240H185V239H183ZM199 240V242H200V239H197V241ZM258 240V239H257ZM3 241V240H2ZM23 241V240H22ZM33 240H31L30 242H32ZM55 242V240L54 239H52V241L51 240H49V238H48V240H47V242ZM114 241V240H113ZM113 241L112 242H109V243H112L113 244ZM121 241H123V240H121ZM130 241V240H129ZM137 241V240H136ZM150 241V240H149ZM158 241V240H157ZM203 241V240H202ZM254 241V240H253ZM38 242H40V241H38ZM70 242H72V241H70ZM78 242H81V241H78ZM85 242V241H84ZM84 242H83V244H84ZM107 242V241H106ZM124 242V241H123ZM127 242V241H126ZM156 242V241H155ZM179 242H181V241H179ZM195 242H196V239H195ZM198 242V243H199ZM207 242V241H206ZM214 242V241H213ZM239 242V241H238ZM41 243V242H40ZM39 243V244H40ZM52 243V244H53ZM56 243V242H55ZM62 243V242H61ZM60 243V244H61ZM73 243H75V242H73ZM108 243V244H109ZM116 243V242H115ZM119 243H121V242H119ZM118 243V244H119ZM125 243V242H124ZM184 243V242H183ZM193 243V242H192ZM192 243H189V244H191L192 245ZM27 244H29V243H27ZM34 244V243H33ZM38 244V243H37ZM36 244V245H37ZM42 244V243H41ZM40 244V245H41ZM45 244V243H44ZM64 244V242L62 243V245ZM67 244V243H66ZM77 244V243H76ZM76 244H74V245H76ZM105 244V243H104ZM162 244V243H161ZM169 244H172V243H168V245ZM176 244V243H175ZM189 244H187V245H189ZM196 245H197V242L195 243ZM206 244H208V243H206ZM35 245V246H36ZM46 245H49L48 243L46 244ZM65 245V244H64ZM89 245H91V246H93L91 243L89 244ZM110 245V244H109ZM144 245V244H143ZM186 244H184V246H185ZM200 245V244H199ZM204 246H205V244H203ZM218 245V244H217ZM234 245V244H233ZM232 245V246H233ZM20 246V245H19ZM33 246V245H32ZM50 246H51V244H50ZM49 246V247H50ZM54 246V245H53ZM53 246H52V248H53ZM56 246V245H55ZM59 246V245H58ZM68 246V245H67ZM77 246H78V244H77ZM86 246L87 247H91V246H88L87 244H86ZM86 246L84 247V249L86 248ZM116 246V245H115ZM160 246H162V245H160ZM165 246V245H164ZM177 245H175V247H176ZM194 246V245H193ZM198 246V245H197ZM214 246H216V244L214 245ZM214 246H211L212 248H214ZM12 247V246H11ZM26 247V246H25ZM60 248H61V245L59 246ZM58 247V248H59ZM72 247V246H71ZM80 248L82 247V246H79ZM134 247V246H133ZM154 247H155V245H154ZM163 247V246H162ZM161 247V248H162ZM167 247V246H166ZM201 247V246H200ZM218 247H219V245H218ZM225 247V246H224ZM234 247V246H233ZM44 248H45V246H44ZM68 248V247H67ZM74 248V247H73ZM112 248H114V247H112ZM131 248V247H130ZM191 248V247H190ZM189 248V249H190ZM12 249V248H11ZM22 249V248H21ZM30 249H31V247H30ZM36 249V248H35ZM34 249V250H35ZM41 249V248H40ZM57 249V248H56ZM64 249H65V246H64ZM87 249H89V248H87ZM86 249V250H87ZM92 249V248H91ZM94 249H96L97 250V247L96 248H94ZM174 249V248H173ZM179 249V248H178ZM184 249H186V248H184ZM183 249V250H184ZM188 249V250H189ZM209 249V248H208ZM227 249V248H226ZM23 250V249H22ZM29 250V249H28ZM38 250V249H37ZM60 251H61V249H59ZM70 251H71V249H69ZM76 250V249H75ZM79 250V249H78ZM96 250H95V252H96ZM106 250V249H105ZM153 250V249H152ZM182 250V249H181ZM180 250V251H181ZM187 250V249H186ZM191 250V249H190ZM189 250V251H190ZM193 250H194V247H193ZM193 250L192 251H190V253L191 252H193ZM210 250H212V249H210ZM220 250H221V248H220ZM232 250V249H231ZM0 251H1V249H0ZM19 251H21V250H19ZM30 251V250H29ZM41 251H42V249H41ZM41 251H39V252H41ZM55 251V250H54ZM57 251V250H56ZM64 251V250H63ZM63 251H61V252H63ZM67 251V250H66ZM69 251V253H71ZM88 252L90 251V249L89 250H87ZM94 250H92V251H90V255H92L91 254V252H93ZM99 251V250H98ZM156 251V250H155ZM158 251V250H157ZM179 251V252H180ZM185 251V250H184ZM188 251V252H189ZM197 251V250H196ZM204 251V250H203ZM207 251H209V250H207ZM206 251V252H207ZM222 251V250H221ZM17 252V251H16ZM53 252V251H52ZM65 252V251H64ZM81 252V251H80ZM178 252V251H177ZM181 252H183V251H181ZM186 252V251H185ZM188 252H187V254H188ZM219 252V251H218ZM233 252H234V250H233ZM254 252V251H253ZM24 253H25V251H24ZM56 253V252H55ZM69 253H67V254H69ZM82 253V252H81ZM99 253V252H98ZM105 253H107V251L105 252ZM146 253V252H145ZM169 253V252H168ZM176 253V252H175ZM196 253H198V252H196ZM200 253V252H199ZM215 253V252H214ZM237 253V252H236ZM26 254V253H25ZM30 254H31V252H30ZM37 254H38V252H37ZM42 254V253H41ZM40 254V255H41ZM109 254V253H108ZM178 254H180V253H178ZM183 254V253H182ZM186 254V253H185ZM185 254H183V255H185ZM201 254H202V252H201ZM231 254V253H230ZM237 254H239V253H237ZM46 255V254H45ZM52 255V254H51ZM58 255L59 256H61L62 255V253H61V255L58 253ZM65 255V254H64ZM72 255H74V254H72ZM78 255V254H77ZM89 256L88 255V253L87 254H85V256ZM96 255H98V254H96ZM102 255H104V253L102 254ZM106 255V254H105ZM104 255V256H105ZM143 255V254H142ZM156 255V254H155ZM164 255H165V252H164ZM167 255V254H166ZM182 255V256H183ZM195 255V254H194ZM193 255V256H194ZM200 255V254H199ZM27 256V255H26ZM32 256H35V255H32ZM82 256H83V254H82ZM94 256V255H93ZM131 256V255H130ZM153 256V255H152ZM158 256H160V255H158ZM180 255H178V257H179ZM11 257V256H10ZM27 257H29V256H27ZM26 257V258H27ZM38 257V256H37ZM50 257H52V256H50ZM58 256H55V258H57ZM91 257V256H90ZM101 257V256H100ZM141 257V256H140ZM164 257V256H163ZM194 257H196V256H194ZM217 257V256H216ZM25 258V259H26ZM41 258V257H40ZM42 258H43V256H42ZM53 258V257H52ZM54 258V259H55ZM59 258V257H58ZM83 258H87V257H83ZM103 258V257H102ZM145 258V257H144ZM162 257L160 256V258L159 259H161ZM164 258H166V257H164ZM163 258V259H164ZM170 258H172V257H170ZM176 258V257H175ZM180 258H181V256H180ZM179 258V259H180ZM188 258H189V256H188ZM193 258V257H192ZM198 258V257H197ZM201 258V257H200ZM12 259V258H11ZM27 259H29V258H27ZM60 259V258H59ZM72 259H74V258H72ZM75 259H76V257H75ZM82 259V257L79 259V261ZM89 258H87V260H88ZM106 259V258H105ZM139 259H141V258H139ZM138 258H137V260H139ZM158 259V260H159ZM167 259V258H166ZM169 259V258H168ZM185 259V258H184ZM193 259H195V258H193ZM19 260V259H18ZM18 260H16V261H18ZM38 260V259H37ZM52 260V259H51ZM78 260V259H77ZM77 260H75V262L77 263ZM96 260V259H95ZM142 260H144V259H142ZM189 260V259H188ZM192 260V259H191ZM32 261H34V260H32ZM78 261V262H79ZM86 261V260H85ZM103 261V260H102ZM152 261H153V259H152ZM162 261V260H161ZM169 261H170V263H171V259L170 260H168L167 261V263H169ZM194 261V260H193ZM8 262H9V260H8ZM134 262V261H133ZM183 262H184V260H183ZM186 262H190V261H186ZM214 262V261H213ZM212 262V263H213ZM219 262V261H218ZM12 263V262H11ZM29 263V262H28ZM63 263V262H62ZM217 263V262H216ZM5 264V263H4ZM25 264H27L26 262H25ZM44 264V263H43ZM56 264H58V263H56ZM101 264V263H100ZM142 264V263H141ZM161 264V263H160ZM176 264V263H175Z\"/></svg>",
	"mask_w": 264,
	"mask_h": 264
}]
</instances>
